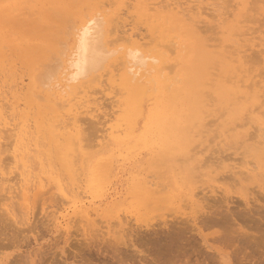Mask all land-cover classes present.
<instances>
[{
    "label": "rangeland",
    "instance_id": "1",
    "mask_svg": "<svg viewBox=\"0 0 264 264\" xmlns=\"http://www.w3.org/2000/svg\"><path fill=\"white\" fill-rule=\"evenodd\" d=\"M34 1L36 3L35 17L29 20L30 24L28 22H27L28 24L27 23H20L19 24V23H14L8 17H6L7 15L3 11L2 1L0 0V4H1L0 5L1 6L0 7V18H1L0 19V26L2 27V28L0 27L1 28L0 29V34H1L0 35V61L2 62V65L0 63V91L1 92L4 91L5 93H7L8 97L10 98V102H12L15 106H17L16 110H11V111H9L7 113L9 118H10V116L12 117V115L15 118V120H12V122H19V126L20 127H22V121L24 123H27V124L30 125V137H29V139H26L25 142L33 144L32 145V152H31L32 155H39L42 158V163L43 164H39V163H37V160L32 159L33 157L32 158L29 157L28 164L30 166H29L28 170L30 172L26 171L25 174L26 175L30 174L32 176V178L35 177L36 179L38 177H41L44 180V182L46 183V187L44 189H42L41 191H38L37 189H31L28 192V199L27 200H25V197L23 195H21L22 198H20V196H19L20 199L19 198L18 199L15 198L14 200L16 201V199H17V202H18L17 204L18 205L14 201L13 202L15 204L9 205V207L11 208V211L13 212V214L10 213V215H7L9 213L6 214V212H8L7 211L8 207L5 205L6 203H8L10 201L9 200H4V201L2 200L1 201V199H0V201H1L0 203L2 204V206L4 205L3 206V210H4V208L6 210L4 212L0 208V218H1L0 220L4 221V222L0 221V230H1L0 231V241H1L0 242V246L3 245V247H5L7 245L5 248H2V249L0 248V254H1L0 255V264H4V263L5 264H39V263H42V264H64V263L65 264H67V263L68 264H92L91 262H93V264H94V262L97 263L99 261L100 262L97 263V264H101V263L105 264V262H107L106 264H109L108 261H105V260L107 259L111 263L116 261V260H114V257L116 259V257H117L116 254L117 253L116 254L113 253V249H111V247H110V249L106 248V250H103V252L105 254H100L102 249L105 247L104 246L102 248V246H103L102 244H105V245L107 244L106 245V247H107L108 243L113 242L115 240L114 238L116 236H117V238L120 239L119 242H121V240L122 241L123 240L128 241V239H129V241L127 243H130V239L135 241L136 239L137 240H139V239L142 240L143 237H144V241H145L146 237H148L149 239L152 240V242H151V240L147 239V240H149L150 244L153 243V241H154V245L153 244H151V245H153L156 248H158L157 244H159L160 241H158L156 238L158 237L159 240H160V237H163L164 236L163 233H165L164 231L161 232L162 229L160 230V228H162L164 226L168 230V228L170 229L172 227V225L174 224V223L171 224V221H168V219L169 220L171 219L170 218L171 216L173 217L172 219L175 220V221L176 220L178 221V219H179V223H177L175 221L174 222L177 223L176 226L178 225L180 230L182 229L181 228L182 225H185V223H188L189 221H192V219L194 220V218H195L196 221L199 220L200 221L199 223H196L195 220L194 221H195L196 225L197 224L200 225V227L198 225H197V227H199L202 230V233H204V235H206V236L208 235L207 236L208 240L211 237H213L214 235L217 236V237L219 236V238L222 239L221 237H225L226 234L228 233L229 236L227 234L228 237L227 236L226 237L230 238V239H228V241L226 239L225 241H227V243L230 241L229 243H230L231 247L229 246V248H226V246H228L229 243L226 245V244H224L226 242L223 243L221 240L218 241L217 239H219V238H217V239L214 238V239H216L215 241L213 239H211L208 242H209V244L213 245L214 247L216 246V247L222 248L223 251L227 252L230 255V264H236L235 262H233L234 260L237 259V258L236 259L234 258V257H236V255H234V254L237 253L238 251L239 252L241 251V252L240 253L238 252L237 257H238V255L239 256H243V257H240L242 259V261H241L242 263L241 262H239V263H241V264H255L257 262V260L260 263L261 259H264L263 258L264 257V255H263L264 254L263 253L264 252V207H263L264 200H262L263 198L259 197L258 195L262 196V194L264 193V182H263L264 181V163H263L264 162V150L255 152V150H251L250 149L249 145L251 144V145L254 146V144L256 143L255 144L256 146H257V144L260 146L261 144H259L260 143L259 140H261V141L264 140V136H261V134L264 133V123H263L264 122V114L263 115L251 114L249 111L251 110L252 107L249 104L247 105L246 102L244 103L243 102L244 100L240 101V102H236V103L233 102V100H230L228 102H224L219 97V95L215 92L214 81L212 80V78L213 79L214 78H219L221 67L218 66V65H214L209 70L211 80H208V81H206L204 83V87L205 88H204L202 94L204 96V99L206 100V106H204L203 119H202L201 122L193 120L192 123H190L192 125H189V121L193 117H190V113L188 111V105L186 104V102H183L178 107L183 109L184 111L187 110L183 114V120H185V118H186V120L189 119L188 120V124L187 123L186 124H187V126H190V127L183 126V127H187V128H184V130H182V132H181V128L176 129L178 127H174L173 129H168L169 125H168V123H165L164 130L166 129L165 131H167V129H168V132H166V133H170L169 134L170 136H167V137L158 136L154 131L150 130V128L147 127L148 115H149L150 111L153 108L157 107L161 100L163 102H164V100H166V104H164V106L169 112L170 104L168 103V97H170V95L173 94V92L175 91V88H177V87L181 88V90H180V93H181L180 97L181 98L183 96H186L191 91V90H188L191 85H187V86L185 85V81H186L185 73L187 72V69L185 70L184 69V64L177 60V57H178L177 47L179 46V44H176V41H177L176 38H174V40H173V37H175L177 35V31L175 29H169L165 33L166 35L170 36V37H168V40H170V41H167L166 44L169 45V44H171V42H173V47L171 45L170 46L173 49V52L175 51L174 53L170 52V54L172 53L171 54V61L165 64V65H167L165 72L167 73V77L170 79V82H172L173 85L172 86H169V84L165 85V91H164V93L162 95V93H160V88H159L158 83H156L154 81V79L151 80V82L146 86L147 94L141 99V104L143 106L142 107L143 108V114H142L143 116L141 115V116L137 117L136 128H135V130L133 131V133L130 136H126V132H124L121 135L122 139L124 138V140H116V139L111 138V139H109V141L108 140L105 141V144H104V146L102 148L97 147V146H94V148H89L88 145L86 146L90 150L87 148L89 153L87 154V157H86V159L84 161L85 164H83V167L81 168V171L83 170L84 173L80 172L81 175L79 173L77 174V176H76L77 180H78V178H81V179L78 180L80 182H78V181H76V182H78L80 185L83 184L82 186L85 185L84 188H87L86 187L87 184L93 183V187H94L93 191L90 192L89 189H86L88 191L85 192V193H88V194H84L83 190L79 189L78 191H81L82 193L77 197V198H79L78 200L80 202H83L84 207H86V208L88 206L94 207V208L89 207V213L91 212L90 215H89L90 225H89V223L87 221H82V220H86L85 218H82L81 215L76 214L74 211H72L73 208H74L73 207L72 198H75L73 193H69V198L70 199H65L64 198L66 201L63 200V197L60 198V196H58V194L59 195H61V194L59 193V191L55 187H52L53 183L48 182L46 177L52 171H54L55 173H60L62 171L61 170V166L57 162V160L55 158V152L52 149V147L50 146V144L48 143V140L44 138L43 134H41L40 132H38L36 130L34 122L35 121H39L40 117L38 115V106L34 105V101H32V99L30 97V91H31L32 88L36 89V92H37V90L40 91V86L39 87L36 86L37 85V83H36L37 79L40 82H42L44 78L47 81L49 79H51L52 77H56L57 78V75L52 70L55 69L56 64L59 62V59H58L59 58V54H61L62 51H66V49L68 47H70V45L73 42V40H72V36H73V32H72L73 30L72 29L73 28L72 27H74L77 24V22L80 20V18L82 16H84L85 14L90 12L92 9H91V7H89L87 5V0H69V2H68V0L67 1L65 0L64 2H61L59 0H48V1L47 0H34ZM50 1H51V3H53V5L50 3ZM105 1H107V3H108V4H106V5H108L107 6V10H110L111 12H117L116 11L117 8H118L117 4H112L113 2L109 3V1H112V0H105ZM181 1L182 2H187V5H185V6H191L193 4L191 7L193 8L194 11H196L197 8H199L201 11H203L204 10L203 7L205 5H207V6H211L212 7V8L210 7L211 8V10H210L209 7L205 6V10H206L207 13L212 15V14H214L216 12L217 17H216V15L215 16L213 15L212 18H211V16H208L209 14H207L205 12L206 14L204 13V15L202 16V20L204 19L203 22H205V23L201 22L200 23V27H201L203 32L206 31V33L202 32L203 39H205L207 37L205 40L208 43L212 44L213 47L217 51H220L222 49H227V50L231 51L230 46L233 45L232 48H234V49H236V48L238 49L239 48L241 51L243 50L244 53L246 52L244 54L245 56H246V54H248V55L250 54L251 55L250 57H253L254 55L256 57V53H257V55H261L260 58L261 59L263 58V59L261 61L262 64L260 63L259 66L257 64L259 63L258 61L260 59L257 60V62H256V58H254V60L256 62L255 63L256 65H254L253 64L254 61L250 62L248 60V58H246L244 56L245 57L244 59L248 60L247 62L244 60L245 63H246L244 65V69L247 70V72H246L247 77L246 78H250V80L253 79V80H256V81H257V79H260V84L259 85L260 86L263 85L261 87V93H263V94H262V97L260 98V104L264 103V100H263V102H261L262 99H264V92H263L264 91V79H263L264 73L263 74L261 73L263 77L262 76L260 77L259 75H256L259 72V70L262 71V72L264 71V53H262V52H264L263 51L264 50V0H261V1H259V0L257 1L256 0V2L258 4L257 3H253V2L251 4L250 0H245V1L244 0H238V2H237V0H232V1H230L228 3V4H230L232 2L231 3L232 6L229 5V8L226 9V10H225V8H227L228 6L226 5L227 3L224 2L225 0L224 1L223 0H215V1L214 0H197V1L196 0H193V1L192 0H181ZM217 1H220V3L219 2L217 3ZM227 2H228V0H227ZM61 3L62 4L64 3V5H62ZM67 3H71V5L67 4ZM126 3H125V6L122 7V9L120 10V15L122 14V17L123 16L124 17L126 16V17L124 19H120L119 23L120 22L124 23V21H125L126 22V28L131 29L129 25L132 24L131 27L134 28V27L137 26L136 30L141 32L142 36H144V34H146L147 36L144 39H141V36L138 37L139 38L138 42L140 44H142V47L145 48L148 51L151 48V44L149 42L152 41V40H150V39H152V34L147 29V24L145 23V21H142V20L138 19L136 16H134L135 14L133 15V12H132L133 9L132 8H130V9H129V7L127 8V6H129V4H130L129 1L126 2ZM210 3H212V4L210 5ZM224 4L227 7H225ZM249 4L251 6L250 7L251 9H248V11H247L248 13H246V9H247V6H249ZM69 5H70V7H69ZM252 5L255 6L256 9L254 7H252ZM52 6H55L56 8L52 7ZM109 6H111V7H109ZM258 6H259V8L257 10ZM223 7H225V8L223 9ZM233 8H235V9L232 10ZM124 9H125L126 15L123 13ZM253 9L257 10V11L255 12ZM51 10H52V12H50ZM212 10H214L213 11L214 13L211 12L212 13L211 14L210 11H212ZM227 10H228V12H230V11L231 12L224 14V12L225 11L227 12ZM36 12H38V13H36ZM220 12H222V13H220ZM130 13L133 15V18L135 20L133 19V20L130 21L129 18L127 19V14L129 15L128 17H130ZM38 14L41 15V16H39ZM230 14L232 16H230ZM227 15H229V17H227ZM50 16H51V18H50ZM36 17L38 19H40L42 17V19L38 20ZM107 17H109V22L106 23V27L107 28H112V27L114 28L115 26H118L119 23L115 24L116 21L113 22L111 20L110 16H109V14H107ZM214 17L217 18V19L214 20L215 19ZM222 18L224 19L225 23L223 22ZM246 18H248L247 19L248 21L245 20L244 21L245 23L244 22H240V20H242V19L244 20ZM249 19L250 20L254 19L253 23H252V21L250 22ZM5 20H7L8 22H5ZM220 20H221V22H219ZM33 21H34L35 24L32 23ZM47 21H49V22H47ZM18 24H19V26H18ZM47 24H50L51 26L50 25L47 26ZM122 25L123 24L120 23V27ZM231 25H234L236 27L235 30H231V28H230ZM6 27L9 28V29H11V28H13V29L9 30V29H6ZM40 29H42V30H40ZM136 30L134 32H136ZM245 30H246V32L248 34L245 33ZM1 31H3L4 33L3 32L1 33ZM13 32H15V33H13ZM139 32H136V33L139 34ZM234 32H235V34H236V32L238 33V34H236L237 36H235V34L234 35L232 34ZM159 34L160 33L157 32L155 36H157ZM239 34H241L240 37H239ZM13 35L16 36V37H14ZM120 35H122V34H120ZM24 36L27 37V38H25ZM1 37H2V39H4L3 42H2ZM17 37H18V39H16ZM210 38H211V40H210ZM240 39H242V40H240ZM250 39H252V40H250ZM6 40H7V42H6ZM12 40H13V42H12ZM120 40L117 41V43H116L117 46H119L121 44L128 45V46L131 45L132 46L134 44L132 41L130 42V40H128V39L127 40L120 39ZM14 41L16 43H14ZM141 41H145V42H141ZM146 42L148 43V45H147ZM237 42L239 44H237ZM240 43H241V45H240ZM256 43H258L259 45H255ZM225 44L226 45H228V44L230 45L231 44V45L230 46H226ZM3 45H5V47L2 48ZM7 45H9V46H7ZM171 48L167 47V49H171ZM182 48L184 50L182 52V54L187 58V60L190 59L189 60V65H193L194 64V62H193L194 51H190V48H192L190 43L186 44L184 42L182 44ZM58 49H59V51H58ZM34 50H36V51H34ZM169 51H171V50H169ZM233 51H235V50H233ZM233 51H231V52H233ZM50 53H51V55H50ZM242 54H243V52H242ZM51 56H52L53 59L51 58ZM17 57H19V58H17ZM15 59H18V61L15 60ZM249 59L251 60V58H249ZM13 60H15V61H13ZM49 62H51V63H49ZM55 62H57V63H55ZM171 63L172 64L174 63L175 65L173 64L174 66L171 67V65H172ZM250 63H252V64H250ZM168 64H169V66L171 68H168ZM2 66H3V68H2ZM251 66L253 67L252 69H254V70L249 68ZM215 68H217L218 70L215 69ZM248 69H250L249 72H248ZM8 71L12 72V74L15 72L16 74L14 73V75L12 76V74L9 73ZM37 72H38V74H37ZM213 72H214V74H213ZM254 74L256 76H254ZM40 75H41V77H40ZM3 76H5L4 79H3ZM251 77H253V78H251ZM34 78H37V79L35 80ZM106 79H111V76L110 75H106ZM22 80H23V82L25 81L26 83L24 82L22 84ZM2 81H6V82L3 83ZM27 82H29V83H27ZM40 82H38V83H40ZM13 83H15V84L18 83L19 86L22 87V88L19 89L18 86H17V88L13 87V85H15ZM9 84H12L10 86H12L13 88L10 87ZM40 85L42 86V84H40ZM91 88H92V90H90L88 92V97L87 98L90 99L91 101H93L94 99L98 98L97 96H99V98L101 99L100 103H103V105H102L103 106V112L104 113H108L107 111L110 109L108 114H110L111 117H112V115H118V113L120 112L119 104H121V103H123V104L125 103L126 104V102L132 101L133 98L136 97L135 95H130V94L124 92V91L120 92L118 86L115 87V88L107 89L106 92H105V95H104V93L103 94L102 93H98L99 89H97V88H99V87L92 86ZM93 88L95 89L94 91H93ZM91 91H93V92L96 91L97 94L93 93V92L90 93ZM206 91H207V93H206ZM116 92H117V94H116ZM5 93H3V94H5ZM206 94L207 95L210 94V96H207ZM78 95H83V93L82 94L79 93ZM206 96H207V98H206ZM110 97H112L113 99H110ZM210 97L212 98V100H210ZM213 97L215 99H213ZM116 99H118L119 102L118 101L115 102ZM190 99L192 101L197 100L198 99L197 93H195L194 97H190ZM20 100L21 101L23 100V102H21ZM110 101H112V104H109ZM113 102H115V103H113ZM104 103H108V105H107L108 107L104 106ZM109 105L111 107H109ZM168 105H169V108H168ZM104 108H106V109H104ZM28 109H30V110H28ZM222 109H223V113L220 112V111H222ZM263 109H264V105H263V108L260 109V111H262ZM112 110H113L114 114H113V112H110ZM219 112L221 114H223L222 115L223 118L219 116ZM247 113H248V117H250L251 119L249 118V119L246 120V118H245L246 115L245 114H247ZM243 116H244L245 119L243 118V120H242L241 118ZM100 117H99V121L100 122L97 119L92 120V121L88 120L89 122L91 121L90 123L88 121H86L85 127L86 126L88 127V128L86 127V130H88L87 132H88L90 137L87 136L88 138L87 137L85 138L86 139L85 144H87L88 143L87 141H89V140H91L90 142H92L95 138H97L98 134L102 133V131L99 132L100 128L102 130L103 127H104V129H106V127H108V124H109L110 121L108 122L106 120V118H108L109 116L106 117V118L103 117V120H100ZM217 117H219V118H217ZM216 118H217V121L215 120L216 122L215 121H213L212 123L209 122V123L212 124L211 127L213 129L212 130L210 128L211 129L210 130L209 129L210 124H207V121L210 120V119L213 120V119H216ZM101 119H102V117H101ZM96 120H97V122H96ZM240 120L243 121L244 124H242L243 122L240 123ZM247 121H249V122H247ZM260 121H262V122H260ZM94 122H96V123H94ZM101 122H103V123H101ZM91 123H93V124H91ZM203 124H205V125H203ZM235 124H237L238 126H236ZM257 124H258V129L259 130L255 134L254 132L257 129L256 128ZM95 125H96V127H93ZM234 126H236V127H234ZM225 127H227V128H225ZM230 127H232L233 129H231ZM90 128H92V130ZM94 128H96V129H94ZM97 128H98V131H97ZM225 129H226V132H225ZM90 130H91V132H90ZM198 130H200V131H198ZM95 131L98 134H96V135L93 134V136H92L93 132L96 133ZM247 131H250V132L248 133ZM183 132H184V134H183ZM260 132H261V134H260ZM153 133H155V134H153ZM185 133H186V135H185ZM238 133H240V134H238ZM251 133L255 134L254 137H256V141H258L259 143H257L254 140L255 139L254 137H253V140H251V139L247 140L249 142H247L245 140L246 138L249 137L248 134H251ZM88 134H86V135H88ZM215 134H218V137L214 139V137L216 136ZM252 134H251V136L254 135V134L253 135ZM258 134H260V135H258ZM4 135H5V133H4ZM84 135H85V133H84ZM240 135H242V136H240ZM91 136L93 138L94 137L95 138L94 139L92 138L93 139L92 140ZM174 136H175V138L173 140ZM251 136L249 138H252ZM244 137H245V139H244ZM183 138L185 139V141L183 140ZM258 138H259V140H258ZM6 139L4 140V143H6V144H4V148H2V150L3 151H4V149L6 150V148L8 146H10L12 149L10 148L9 151L8 150L4 151L1 154V157H0V175H1V173H3L5 175V177H11L10 175L13 176L14 173H17L16 170H18V174H19V172H21L23 169L22 168L16 169L14 161L13 160H12V162L10 161L11 160L10 157L13 154L12 150L14 151V148H15L16 145H15V142H13V144H9L10 141L13 140L12 137H10V139L9 138L7 140ZM87 139H89V140H87ZM170 139H172V140H170ZM211 139H212V141H211ZM242 140L245 142V145H244V142ZM159 141H160V143H162V145L159 143ZM240 141H242L243 143H241ZM251 141L254 144L250 143ZM139 142H140L141 146H140V144H138ZM262 142H264V141H262ZM11 143H12V141H11ZM127 143H129V144H127ZM7 144H8V146L6 147ZM35 144L37 145V148H36ZM172 144L175 146V148H174V146L171 147ZM232 144H234V145H232ZM240 144H242V145L240 146V148H238V146ZM246 144L248 145V147L246 146ZM106 145H108V146H106ZM155 145H158V147L155 146ZM207 145H208V147H207ZM228 145L230 147L232 146V148H229ZM243 145H244V147H243ZM142 146H143V148H142ZM180 146H181V148H180ZM107 147H108V149H107ZM111 147L113 148V150H112ZM144 147H145V149H144ZM244 148H246L247 150H244ZM87 149H86V151H87ZM200 149L201 150L204 149V150L201 151ZM220 149H221V151L218 152ZM108 150H112V151L109 152ZM120 150H123V151H120ZM129 150H130V152H128ZM135 150H136V152H135ZM243 150L244 151H248V153H247L249 155L248 157H247L246 154L244 155ZM197 151L199 153H197ZM222 151H223V154H221ZM235 151H237L236 154H235ZM6 152H8L9 154L7 155ZM123 152H124V154H123ZM241 152H243V155L245 157L242 156V154L240 155ZM10 153H11V155H10ZM4 154H6V157L4 156ZM125 154L127 156H125ZM212 154H213L214 159L217 156L216 157L217 160L220 159L221 157H224V158L227 157L226 155H228L229 157L227 158L228 160L226 158H225L226 160L224 158H221L222 160L224 159L223 162H222L223 164L219 163L221 159L219 160V162L216 161V159H215V162H214L215 165H214L213 162L211 161V159L213 160V158H211ZM95 156H97V157H95ZM153 156H154V158H153ZM207 156H209V157H207ZM241 156H242V158H240ZM2 157H4V159H6V161H7V158H10V160L8 159L9 161H7V162L4 161L5 162L4 163L1 160V159H3ZM246 157L249 160H251L250 158H252V160L255 162V163H253V162L250 163L249 167L251 168V166L253 167V165L255 164L254 167H253V168H255V170L253 171V174L254 173H256V174L254 175L253 178H249V179L245 180L244 181L245 184L243 183L244 186H241L240 184H238L235 181L237 180L238 177H240L241 170L245 169L244 166L242 165V163L244 162V158H245V161H247ZM100 158L102 159L101 160L102 162L99 165H96V162L98 160H100ZM151 158H153V159H151ZM203 158H205V159L207 158V160L209 158L210 159L209 161H211L212 163L211 162H207V160H205L206 161L205 162ZM233 158L236 159V160L235 161L232 160ZM238 158H240V159L237 160ZM198 160H199V162H198ZM239 161H240V164H239ZM34 162L36 164H34V166H33ZM87 163H88V165H87ZM202 163H204V165H202ZM3 164H8V168H7V166L4 167ZM216 164L217 165L220 164L222 167L221 166L217 167ZM4 168L7 169V173H6V169H4ZM51 168H52V170H51ZM259 168H260V170H259ZM33 169H34V171H33ZM213 169H214V171H213ZM12 170H15V171L13 172ZM237 170H238V172H237ZM88 172H89V174H88ZM92 172H93V174H91ZM217 172H218V174H216ZM229 172H231V176H229V178L231 177L230 179L232 180V182L227 177L230 174ZM153 173H154V176L159 175V176L155 177L157 179L156 181H155L154 177L153 178L150 177L151 175H153ZM223 174L226 175L225 179L224 180L223 179H219L218 178L219 176L221 178L222 177L224 178ZM14 175L17 176V174H14ZM186 175H188L187 178H186ZM195 175H197V176H195ZM232 175H235V176H233L235 179L232 178ZM16 176H14V177H16ZM201 176H202V178H201ZM260 176H261V179L263 178L262 180L260 179ZM17 177H16V181L18 180ZM87 177L89 179V182L86 181ZM139 177H140V179H139ZM135 178H138V180L135 179ZM146 178H148V180L150 181L149 184H153L154 183L155 184L154 187H156L158 190L160 189V195H159L158 198H156V199L151 198V199H148V200L145 199V198L143 199L142 198L143 196H141V194L139 192H137V190L135 188L137 186L136 183L137 184L138 183H142V181L143 182H147L148 180H146ZM171 178L175 182L173 180H171ZM185 178L187 180H190V181H187ZM206 178H207V180H206ZM92 179H94V181H91ZM217 179H218V181H217ZM258 179H259V181H258ZM62 180L65 183V185H67L69 188H71L72 186L76 187V185H77V183H75V185L72 184L73 182L68 176H63ZM151 180H152V183H151ZM158 180H159V182H158ZM162 180H163V183L165 185L162 183ZM212 180H213V182H212ZM14 181L15 180H12L10 183L4 184V186L2 188L0 186V189H1L0 193H2V195L6 193L5 197H7V195L9 196L7 191L3 190V189H4V187H7V185H9V184H14L15 183ZM81 181H83L84 183H81ZM165 181H167V182H165ZM215 181L217 183H215ZM160 182H161V185H163V187L162 186H160V187L163 188V189H161L159 187V184H157V183H160ZM229 182H230V185H229ZM48 183L51 184L50 188H52V189H50V191H48L49 189L46 190ZM174 183H175V185H174ZM226 184L229 185V187H228L229 189L227 187H225V186H228ZM231 184L234 185V188L237 190V192H239V195H242L243 197L248 199L250 207H251V203L250 202H253V205L251 207L252 209H250V207H248L249 206L248 205V206H245L248 209L247 210L245 207L243 208V206H244L243 204L244 203L241 202V206H239L237 204V202L234 201V200H236V196H238L237 198H239V195L237 193H235L236 191L233 188V185H231ZM254 184H256V185H254ZM258 184H260V185H258ZM134 185H136V186H134ZM170 185L172 186L173 189L171 188ZM205 185H207L209 188H210L211 185L213 187L211 186V189L208 190L207 189L208 187L205 186ZM168 186H169V188H168ZM178 186H179V188H178ZM249 186H251L250 187L251 189L249 188ZM259 186L260 187L262 186V187L260 188ZM187 187H188V189H187ZM252 187H254V189ZM165 188H167V189L165 190ZM200 188L202 190L201 192H203L205 194L209 193L211 196L207 194L208 195V196H206L207 198L203 197V193L201 195V192L198 190ZM202 188H205V189L203 190ZM215 188H218V192H217V189L215 190ZM129 189H130V191L133 189L132 191L134 193L131 192V194H130V192H128ZM168 189L169 190L171 189L170 191H173L174 195H172L173 193L170 192ZM178 189H179V191H178ZM232 189H234V193H233ZM255 189H256V192L253 191ZM205 190H207V192ZM228 190H229V192H228ZM42 191H44L46 194L42 193V195L39 198V193H41ZM55 191L57 193H53ZM185 191H186L187 194L185 193ZM221 191L222 192L224 191L223 192L224 196H222L223 194H221L222 193ZM176 192H177V194H175ZM219 192H221V193H219ZM227 192H228V194H227ZM258 192H259V194H258ZM52 193H53L54 196L52 195ZM195 193H199V195L196 196ZM248 193H249V195H248ZM255 193L258 194V195L256 196ZM194 194H195V196H194ZM214 194L215 195L219 194V196L221 194V196H222V197L220 196L221 199L218 198V196H215ZM235 194H236V196H234ZM117 195H118V197H117ZM176 195H177V197H176ZM183 195H184V198H183ZM185 195H186V197H185ZM200 195L202 196L201 197L202 201L204 199L203 203H201L202 201L200 200L201 199ZM228 195H230L229 196L230 198L228 197ZM1 196H0V198H1ZM187 196H189L190 199L187 198ZM209 196L212 197V198H210ZM263 196H264V194H263ZM2 197L4 198V195ZM113 197H115L114 200H113ZM191 197H193L192 200H191ZM214 197H217V198L215 199ZM223 197H225V199ZM249 197H250V199H249ZM255 197H258L261 201L257 202V203L252 201L251 199L253 198V200H254ZM129 198H131V199L134 198V199H132V200L130 199L131 201H129V200H127ZM138 198H140V199H138ZM136 199L141 200L142 202L139 203V201H137ZM182 199L187 200V201H185L186 203L189 201L187 203L188 206H186L184 200H182ZM240 199L242 200V198H240ZM240 199H239V201H240ZM57 200H59V201H57ZM175 200L177 202H175ZM194 200L196 201V203H195ZM212 200H213V202H211ZM218 200H221L222 203H224L226 205V207L228 206L226 208L227 210L224 209V211L227 213V215L230 213V216L228 215L229 219L227 218L228 219L227 221H226V219H224L225 217H227V215L224 213V211H222L223 210L222 207H225L224 204H223L224 206H222V207L220 206L221 208L219 207V209L222 211V214H221V211L219 212L220 216H219V213L216 212L217 210L214 209L215 207H212V209H211L212 203L216 204V203L221 202V201L218 202ZM223 200H224V202H223ZM124 201H126V202H124ZM214 201L216 203H214ZM36 202H37V204H36ZM114 203H116L117 205L114 204ZM142 203H144V204H142ZM200 203L202 205H204V203L205 204L207 203V204L204 207V206L200 205ZM254 203H256V206H255ZM208 204H209V206H208ZM20 205H21V208H20L21 210L19 209ZM131 205H132V207H131ZM140 205H141V208H140ZM189 205L191 207H189ZM219 205H222V204L219 203ZM219 205L216 204L214 206H216V208L218 209ZM237 205H238L239 209L236 207ZM261 206H262V208H260ZM142 207H143V209H142ZM184 207L188 208V209H185ZM207 207H209L211 210L209 208H207ZM254 207H258L259 209L256 210V208H254ZM17 208L19 209V211H17L18 210ZM179 208H180V210H179ZM183 208L185 209V211H182V210H184ZM192 208H194V209H192ZM25 209L27 211H25ZM116 209L118 211H116ZM137 209H138V211H137ZM201 209L204 210V211H202ZM219 209H218V211H219ZM229 209H230V211H229ZM66 210H67V212H66ZM97 210H98V212H97ZM155 210H157V211H155ZM36 211H37V213H36ZM139 211H141V213H139ZM179 211L180 212L182 211V212L180 213ZM193 211L195 212L194 213L195 215L193 214ZM207 211H208L209 214L207 213ZM211 211L212 212L214 211L216 213H214V212L212 213ZM227 211H229V213ZM237 211H240V213L237 212ZM24 212L25 213L27 212V213L25 215H22V214H24ZM61 212H63V213H61ZM189 212H190V214H188ZM205 212H206V214L209 215L210 218L209 217L208 218L210 220L205 216L206 215ZM18 213L20 214V216H19ZM34 213H35V215H33ZM170 213L171 214L175 213V215H179V213H180L179 218H178V216L174 217L175 215H168V217H166L167 214H170ZM185 213L187 215H189L188 218H186V220L188 222L184 220L185 218L184 219H180V218H183V216H185V217L187 216ZM201 213L204 214V215H202ZM210 213L212 215L215 214L214 216L215 217L217 216L218 218L216 219ZM223 213H224V215H226L223 218L225 221L222 223L223 225L218 226L219 222L217 220H221V215H223ZM1 214L3 216H1ZM138 214H140V215H138ZM199 214L201 216H203L202 217L203 219H204V217H206L207 219L202 220ZM96 215H97V219L95 220ZM118 215H119V217H118ZM159 215H162L161 216L162 218ZM6 216H8V217H6ZM64 216H65V218H64ZM124 216H125V218H124ZM193 216H195V217H193ZM197 216L200 217V218H196ZM76 217L81 218V223H80V219L77 220L78 218H76ZM190 217H191V220H190ZM230 217H231V219H230ZM2 218L3 219L5 218V219L3 220ZM20 218L23 219V220L25 219L26 221H22V220H20ZM9 219L11 220V222H10ZM56 219H59V220H56ZM107 219H109V220H107ZM110 219H112V221H113L112 223H115V221H116V223H119L118 224L119 227L116 226L117 224H115V225L113 224L112 225ZM163 219H165L166 221L163 220ZM200 219L204 222V224H201V220ZM211 219H214L215 222L212 221ZM223 219H222V221H223ZM12 220H14V221L16 220L15 224H14V221H12ZM122 220H123V223L121 222ZM181 220H184L185 222L181 221ZM206 220L212 221V223H215V225L211 224L209 222H205ZM52 221H54V222L52 223ZM76 221L79 222V223L77 224ZM95 221H97V223ZM128 221L130 222V226H131V224H133L135 226H131V228H129L130 226H129V223H127ZM159 221H162V222L165 221L166 223L163 222V223L160 224V223H158ZM228 221H230V223H228ZM25 222H27V224H25ZM182 222H184V223H182ZM217 222H218V225H217ZM225 222H227V224H225ZM99 223H103V224L100 225ZM164 223H165V225H164ZM169 223L171 225H168ZM206 223L211 224L213 228L208 229L206 227L207 229H205V226H208V225H206ZM120 224L123 225V226H121ZM154 224H156V225H154ZM157 224H158L159 227L157 226ZM188 224H186L183 227L184 228H186V227L190 228V225L188 226ZM192 224L193 223L191 222V227L193 226ZM78 225L80 226V228H79ZM138 225L139 226L141 225V226L139 227ZM203 225H205V226H203ZM100 226H103V227H100ZM115 226L117 228H115ZM176 226H175V228H176ZM1 227H2V229H1ZM97 227L100 229V230L98 229L99 231L97 229L95 230V228H97ZM111 227H113V228H111ZM135 227H137L136 231H135ZM152 227L154 229H157V228L159 229V231L155 230L156 234L158 236H156V234H153L155 232H153L154 229H152ZM125 228L127 229V231L126 230L124 231ZM138 228H140V229L142 228L141 229L142 232L144 231L146 234L142 233V232L140 233L141 230L138 231L137 230ZM146 228H147V230H146ZM175 228L172 231H175V230L179 231V229H177L178 227L176 229ZM66 229H67V232H66ZM81 229H82L83 232H81ZM110 229L111 230L115 229L117 232L115 230L111 232ZM151 229H152V231H151ZM163 229L165 230V228H163ZM3 230H5V231H3ZM132 230H133V232L135 231L134 232L135 234L137 233L135 235L136 237L138 235L137 238L134 237V233L131 232ZM145 230L147 232H149V233H147ZM94 231H96V235H97L98 232H101V235L97 236L98 240H94V238L97 239V237H95ZM150 231L152 232L151 234H153L155 236L150 235ZM170 231H171V229H170ZM170 231L168 230L167 232H170ZM172 231H171V233H173ZM241 231H242V233H241ZM102 232H103V234L105 232H107V235H105V234H104L105 236L102 235ZM125 232H126V234H124ZM167 232L165 233V235L167 234ZM118 233L120 235H118ZM160 233H162V234H160ZM243 233H244V235H242ZM245 233H246V235L248 234V236H250L249 237L250 239L247 238L248 236H245ZM108 234H109V236H111L110 234H112L111 237L114 240L111 239V238L110 239L113 240V241H110L109 238L106 239V236H108ZM140 234H144V235L139 238V236H141ZM193 234H194V236H192ZM222 234L224 236H221ZM249 234H251V235H249ZM160 235H163V236H160ZM185 235H187V237H189L188 235H190L192 238H195L194 240L200 239V241L199 240L197 241L196 245L199 242L201 244L199 243L198 244L199 246L195 245V248H193L192 246H194V243H193L194 240L193 241L191 240L190 243H192V245H190V243L188 242L189 239L187 237H185ZM195 235H196V237H195ZM6 236L9 239H7ZM129 236H130V238H129ZM121 237H122V239H121ZM153 237L155 238V240H154ZM4 238L6 240H4ZM10 238L12 239V241L14 240V242H12L10 240ZM15 238L17 240H15ZM86 238H88V239H86ZM99 238L102 239V240H101V242H99L100 245L98 246V243H96L95 241H99L100 240ZM117 238H116V240H117ZM133 238H135V239H133ZM183 238H187V239H183L184 243L182 242V244H181L182 246H186L187 247V245H189V247L191 246L192 249H194L193 251L198 249L196 251L197 253L196 252H194V253H196L197 255L201 254L199 256H196V254L195 255H193V254L190 255V253H193V251L192 252L191 251L188 252L189 248L187 249V248L183 247L184 250L187 249V254L189 253L188 255H190V258L192 256H193V258H195V257L199 258V259L197 258V261H194L196 264H200V262H203L204 264H214V262H215L214 257H213V260H209L206 257V255H205V253L209 252L208 254L212 253L215 256L214 251L211 250V249L205 248V246L201 242L200 236L196 233V231H193V232L192 231L191 232L188 231L186 234H184ZM192 238H190V239H192ZM225 238H223L222 240H224ZM89 239L90 240L92 239L93 241L92 240L91 241L93 243H95V244H93V243L90 244ZM104 239H105L106 242L107 241L108 242L104 243L105 242V241L103 242ZM244 239L247 240V241H245ZM8 240L11 243H13V245H12L13 248H10L12 246H11V244H10V242ZM140 240L139 241H135L137 243L134 242L135 246H136L135 248L131 247V249H129L130 247H127V246L123 247L124 245L123 246L120 245L119 249H121L122 252H124L123 250H127L125 252L128 254V256L131 253L132 254L136 253L137 254L136 258H135V256L133 257L134 259H136V261L137 260L139 261V259H141V256H143V255H141L142 253L144 254V256L147 255L148 258H150V259L151 258H156L157 256L159 257V255L162 253L160 250H158V252H157V249L155 247H152L150 245H149L150 246L149 247L148 246L149 242L147 240L145 241V242H147V244L142 243L144 241L140 242ZM252 240H253V243H252ZM87 241H88V243L90 245H92V244L95 245V248H96V245H97L98 248L95 249L94 247H92L93 245L89 246ZM256 241H258L259 244ZM8 242H9V244H8ZM15 242H17V243H15ZM155 242L157 244H155ZM194 242H196V241H194ZM219 242L221 243V245H220ZM248 242H250V243L248 244ZM79 243H80V245H79ZM86 243H87L88 246L86 245ZM251 243L254 244V245H252ZM20 244H21V246H20ZM137 244L138 245L141 244V246H143V247H140ZM222 244H224L226 246L223 247L224 245L222 246ZM81 245H83V246H81ZM85 245L88 248L84 249L86 247ZM146 245H147V247H146ZM238 246H239V248H237ZM90 247H92V248H90ZM203 247L205 248V251H207V252L204 251ZM81 248L83 250H85V251L81 250ZM126 248H128V249H126ZM150 248H153L154 251L153 250L151 251ZM200 248L201 249L203 248V249L199 250ZM231 248L234 249V251H237V249H238V251L234 253V251H232ZM77 249L80 252L82 251L83 253L81 252L82 253L81 254ZM98 249H99V251H98ZM107 249H108V253L109 254L107 253ZM192 249H189V250H192ZM109 250H112L111 257H108L110 255ZM129 250L130 251L132 250V251L130 252ZM155 250H156L157 254L159 253L158 255H156V253L153 254L155 252ZM230 252H231V254H230ZM7 253H8L9 256L7 255ZM106 253L108 255H106ZM112 253L114 254V257L112 256L113 255ZM72 254L74 255L73 257H72ZM75 254H77V255L75 256ZM80 254L83 256V258H84V256L86 257L85 263H84L85 258L82 259ZM104 255L107 257L106 259L104 258L105 257ZM121 255H122V253H121ZM125 255L126 254H124L122 256L125 257ZM131 255L129 257L126 255L127 256L126 258L129 259L130 257L133 256V255L132 256ZM150 255H152V256H150ZM204 255H205V257H203ZM213 255L210 254L209 256L211 257ZM5 256L6 257L8 256V257L6 258ZM232 256H233V258H232ZM23 257H26V258H23ZM112 257H113V259H111ZM91 258H93V259L90 262ZM102 258L105 259V260H102ZM200 258L203 259V261ZM240 258H238L239 261L241 260ZM254 258H255V260H254ZM32 259H34L33 263H32ZM98 259H99V261H96ZM100 259L103 262H101ZM131 259L132 258L129 259L131 263L135 261L134 259H133L134 261H132ZM189 259H188V262L193 263L192 258H191V261H189ZM36 260H37V262L38 261H40V262L37 263ZM76 260H78V261H76ZM93 260H95V261H93ZM112 260H114V261H112ZM194 260H196V258ZM199 260H201V261H199ZM204 260H205V262H204ZM238 260H236V262ZM252 260H254L253 262H255V263H253ZM30 261H31V263H30ZM87 261H88V263H87ZM198 261H199V263H198ZM207 261H208V263H207ZM135 262H134V264H136V263L139 264L138 262H136V263ZM216 262H217V259H216ZM116 263H117V261H116ZM261 263H262V261H261ZM216 264H221V263L217 262Z\"/></svg>",
    "mask_w": 264,
    "mask_h": 264
},
{
    "label": "bare ground",
    "instance_id": "2",
    "mask_svg": "<svg viewBox=\"0 0 264 264\" xmlns=\"http://www.w3.org/2000/svg\"><path fill=\"white\" fill-rule=\"evenodd\" d=\"M2 1V8H3V11L5 12V14L7 15L6 17H8L11 21H13L14 23H29L30 24V22H29V20L30 19H32V18H34L35 17V7H36V3H35V1L34 0H1ZM48 1V0H47ZM59 1H61V2H64L65 0H59ZM67 1V0H66ZM129 1V6H127V8L129 7V9L130 8H132L133 10H132V12H133V15L134 16H136L138 19H140V20H142V21H145V23L147 24V29L151 32V34H152V39H150V40H152V41H150L149 43L151 44V48L147 51L145 48H143L142 47V44H140L139 42H138V37H140L141 36V39H144L147 35L146 34H144V36H142V33L141 32H139V31H137L136 29V27H134V28H132L131 27V25L132 24H130L129 26H130V28L131 29H129V28H126V22L124 21V23L123 22H120V23H122L123 25L120 27V23H119V20L120 19H124L125 17L123 16L122 17V14L120 15V10L122 9V7H124L125 6V3L126 2H128ZM193 1V0H192ZM197 1V0H196ZM215 1V0H214ZM224 1V0H223ZM230 1H232V0H228V2H227V0H225L224 2H226L227 4V6L225 5V7H227V8H225V7H223V9L225 8V10L226 9H228L229 8V5H231L232 6V2L230 3V4H228ZM245 1V0H244ZM258 1V0H257ZM259 1H261V0H259ZM68 2H69V0H68ZM111 2H113L112 4H117L118 5V8H117V12H111L110 10H107V6L108 5H106V4H108L107 3V1H105V0H87V5L89 6V7H91V11L90 12H88L87 14H85L84 16H82L81 18H80V20L77 22V24L74 26V27H72L73 29V36H72V40H73V42H72V44L70 45V47H68L67 49H66V51H62L61 52V54H59V62L57 63V62H55V63H57L56 64V66H55V69L54 70H52V71H54L55 72V74L57 75V79L59 80V82H60V87H51V86H49V84H50V79L47 81V80H45V78L43 79V81L42 82H40L37 78H34L35 80H36V83H37V85L36 86H40V91L39 90H37V92H36V89H34V88H32L31 89V91H30V97H31V99H32V101H34V105H37L38 106V115H39V117H40V120L39 121H35L34 123H35V127H36V130L38 131V132H40L41 134H43V136H44V138L45 139H47L48 140V143L50 144V146L52 147V149L54 150V152H55V158H56V160H57V162L59 163V165L61 166V172L60 173H55L54 171H52L51 173H49L48 175H47V177H46V179L48 180V182H50V183H53V186L52 187H55L58 191H59V193L61 194V195H59L58 194V196H60V198H62L63 197V200H65V199H70L69 198V193H73L74 194V197L75 198H72V201H73V210L72 211H74L76 214H79V215H81V217L82 218H85L86 220H82V221H87L88 223H89V225H90V219H89V215H90V213H89V207H91V206H88L87 208L86 207H84V204H83V202H80L78 199L79 198H77L82 192L81 191H78L79 189H81V190H83V192H84V194H88V193H85V192H87L88 190H86V189H89L90 190V192L91 191H93V183H91V184H87L86 185V187L87 188H84L85 187V185L84 186H82V185H80L78 182H80V181H78V180H80L81 178H78V180H77V178H76V176H77V174L79 173L80 175H81V173L83 172V170L81 171V168L83 167V164H85V159H86V157H87V154L89 153V151H88V149L89 148H94V146H97V147H100V148H102L103 146H104V144H105V141L106 140H108L109 141V139H111V138H113V139H116V140H124V138L122 139V137H121V135H122V133H124V132H126V136H130L132 133H133V131L135 130V128H136V124H137V117H139V116H141L142 114H143V106H142V104H141V99L147 94V88H146V86L151 82V80H153L154 79V81L156 82V83H158V85H159V88H160V93H162V95H163V93H164V91H165V85H167V84H169V86H172L173 85V83L172 82H170V79L167 77V73L165 72V70H166V67H167V65H165L166 63H168V62H170L171 61V54L172 53H174L173 52V49L171 48V46L173 47V42H171V44H166V42L167 41H170V40H168V37H170V36H168V35H166L165 33H166V31H168L169 29H175L176 31H177V35L175 36V37H173V40H174V38H176V44H179V46L177 47V52H178V57H177V60L179 61V62H181V63H183L184 64V69L186 70L187 69V72L185 73V78H186V81H185V85L187 86V85H191L190 87H189V89L188 90H191L190 91V93H188L186 96H183L182 98L180 97L181 96V93H180V90H181V88H179V87H177V88H175V91L173 92V94L172 95H170V97H168V103L170 104V108H169V105H168V108H169V112H168V110L165 108V106H164V104H166V100H164V102L161 100L160 102H159V104H158V106L157 107H155V108H153L151 111H150V113H149V115H148V122H147V127L148 128H150V130H152V131H154L158 136H165V137H167V136H170L169 134L170 133H166V132H168V129H173L174 127H178V128H176V129H179V128H181V132H182V130H184V128H187V127H190V126H187V124H188V120H186V118H185V120H183V114H184V112H186V111H184L183 109H181V108H179L178 106L181 104V103H183V102H186V104L188 105V111H189V113H190V117H193L192 119H190V121H189V125H192V124H190V123H192V121L193 120H195V121H198V122H201L202 121V119H203V113H204V106H206V100L204 99V96H203V94H202V92H203V90H204V83L206 82V81H208V80H211V77H210V72H209V70H210V68L212 67V66H214V65H218V66H220L221 67V69H220V74H219V78H212V80L214 81V86H215V92L219 95V97L224 101V102H228V101H230V100H233V102H240V101H243L244 103L246 102L247 103V105L249 104V105H251V110L249 111L251 114H258V115H263L264 113V109L262 110V111H260V109H262L263 108V105H264V103H261L260 104V98L262 97V94L263 93H261V87L263 86V85H259L260 84V79H257V81L256 80H253V79H251L250 80V78H246L247 77V74H246V72H247V70L246 69H244V65L246 64L245 63V61L247 62L248 60L250 61V62H253L254 61V65H256L255 63L257 62V60H259L258 62V66L260 65V63H261V61H262V59L260 58V56L261 55H257V53H256V57H255V55L253 56V57H250L251 55L249 54H246V56L244 55L245 53H244V51L242 50H240L239 48L237 49H234V48H232V46L233 45H226V46H230V48H231V51H233V50H235V51H233V52H231V51H229V50H227V49H222V50H220V51H217L214 47H213V45L212 44H210V43H208L205 39L207 38H205V39H203V37H202V29H201V27H200V23L202 22V23H205V22H203V20H202V16L204 15V13L206 12V10H205V6L206 7H209V9L211 10V6H207V5H205L203 8H204V10L203 11H201L199 8H197V10L196 11H194L193 10V8L191 7V6H185V5H187V2H182L181 0H112V1H109V3H111ZM201 2V1H200ZM220 3V1H217V3ZM236 2V1H235ZM234 2V3H235ZM237 2H238V0H237ZM250 2H251V4H252V2L253 3H257L256 2V0H250ZM263 2V1H262ZM50 3H51V1H50ZM49 3V4H50ZM215 3V2H214ZM244 3V2H243ZM242 3V4H243ZM52 5H53V3H51ZM50 4V5H51ZM62 4V3H61ZM67 4H70L71 5V3H67ZM111 4V5H112ZM127 4V3H126ZM212 3H210V5H211ZM241 4V5H242ZM258 4V3H257ZM1 5V4H0ZM62 5H64V3L62 4ZM61 5V6H62ZM70 5H69V7H70ZM235 5V4H234ZM49 6V5H48ZM196 6V5H195ZM1 7V6H0ZM52 7H55V6H52ZM65 7V6H64ZM84 7V6H83ZM109 7H111V6H109ZM211 7V8H210ZM251 6H250V4H249V6H247V9H246V13H248L247 11H248V9H251L250 8ZM252 7H254L255 9H256V7L255 6H253L252 5ZM56 8V7H55ZM63 8V7H62ZM126 8V9H127ZM216 8V7H215ZM236 8V7H235ZM235 8H233L232 10H234ZM258 8H259V6L257 7V10H258ZM50 9V8H49ZM208 9V8H207ZM241 9V8H240ZM53 10V9H52ZM52 10L50 11V12H52ZM57 10V9H56ZM216 10V9H215ZM254 10V9H253ZM257 10H254L255 12L257 11ZM128 11V10H127ZM126 11V12H127ZM214 10H212V11H210V13L211 12H213ZM230 11V10H229ZM250 11V10H249ZM45 12V11H44ZM110 12V13H109ZM129 12V11H128ZM231 12V11H230ZM230 12H228V10H227V12L225 11L224 12V14H226V13H230ZM36 13H38V12H36ZM123 13L126 15V13H125V9L123 10ZM207 13V12H206ZM205 13V14H206ZM214 13V12H213ZM220 13H222V12H220ZM40 14V13H39ZM38 14V15H39ZM50 14V13H49ZM107 14H109V16H110V18H111V20L114 22V21H116L115 22V24L116 23H119L118 24V26H115L114 28L112 27V28H107L106 27V23H108L109 22V17H107ZM123 14V15H124ZM207 14H209V13H207ZM212 14V13H211ZM219 14V13H218ZM133 15L130 13V17H128L129 15L127 14V19L129 18L130 19V21L131 20H133L134 18H133ZM215 16L216 15V12L214 13V14H212V15H208V16H211V18H212V16ZM39 16H41V15H39ZM46 16V15H45ZM52 16V15H51ZM51 16H50V18H51ZM230 16H232L231 14H230ZM5 17V18H6ZM93 17H96L97 19H99L100 21H101V26L96 30V32H95V34H90V35H84L83 33H81L80 32V27H81V25L86 21V20H88V19H90V18H93ZM216 17H217V15H216ZM224 17V16H223ZM227 17H229V15H227ZM4 18V19H5ZM37 18V17H36ZM215 18V17H214ZM225 18V17H224ZM244 18V17H243ZM249 18V17H248ZM248 18H246V19H242V20H240V22H244L245 20H247ZM1 19V18H0ZM38 19V18H37ZM40 19H42V17L40 18ZM40 19H38V20H40ZM217 18H215L214 20H216ZM135 20V19H134ZM222 20H223V22L225 23V21H224V19L222 18ZM226 20V19H225ZM253 20L254 19H252V20H250L249 19V21L251 22L252 21V23H253ZM4 21V20H3ZM111 21V22H112ZM248 21V20H247ZM5 22H8L7 20H5ZM47 22H49V21H47ZM207 22V21H206ZM219 22H221V20L219 21ZM239 22V21H238ZM27 23V24H28ZM33 24H35L34 23V21L32 22ZM31 23V24H32ZM38 23V22H37ZM45 23V22H44ZM43 23V24H44ZM140 23V22H139ZM245 23V22H244ZM3 24V23H2ZM19 24H18V26H19ZM128 24V23H127ZM23 25V24H22ZM48 25H50V24H47V26ZM51 26V25H50ZM69 26V25H68ZM1 27V26H0ZM9 27V26H8ZM13 27V26H12ZM23 27V26H22ZM29 27V26H28ZM40 27V26H39ZM2 28V27H1ZM0 28V29H1ZM16 28V27H15ZM19 28V27H18ZM126 28V29H125ZM208 28V27H207ZM211 28V27H210ZM231 30H235V26L234 25H231ZM5 29V28H4ZM6 29H9V28H7L6 27ZM13 28H11V29H9V30H12ZM23 29V28H22ZM27 29V28H26ZM129 29V30H128ZM139 29V28H138ZM206 29V28H205ZM17 30V29H16ZM15 30V31H16ZM19 30V29H18ZM40 30H42V29H40ZM131 30V31H130ZM136 30V32H139V34L138 33H136V32H134ZM5 31V30H4ZM21 31V30H20ZM3 31H1V33H2ZM10 32V31H9ZM145 32V31H144ZM157 32H159L160 34L159 35H157V36H155L156 35V33ZM4 33V32H3ZM13 33H15V32H13ZM18 33V32H17ZM203 33H206V31L205 32H203ZM245 33H247L246 32V30H245ZM7 34V33H6ZM120 34H122V35H120ZM233 35L235 34V32L234 33H232ZM236 34H238L237 32H236ZM235 34V36H237ZM248 34V33H247ZM1 35V34H0ZM12 35V34H11ZM3 36V35H2ZM14 36V35H13ZM241 36V34H239V37ZM14 37H16V36H14ZM25 37V36H24ZM25 38H27V37H25ZM30 38V37H29ZM1 39H2V37H1ZM16 39H18V37L16 38ZM120 39H124V40H130V42L132 41L134 44L132 45V47H139V48H141L142 50H144L146 53H148V54H151V55H154V56H156L157 58H158V60H159V63L157 64V65H152V66H150V68H151V70L149 71V72H147V73H145V74H142L140 77H133V76H131L128 72H127V68H126V64H127V61H126V59L124 58V56H119V57H116V58H114V59H112V60H110V61H108V62H104L103 61V59H102V50H103V47H104V44L106 43L107 44V46L108 47H115V46H117L116 45V43H117V41H119ZM3 40L4 39H2V42H3ZM31 40V39H30ZM172 40V39H171ZM208 40V39H207ZM210 40H211V38H210ZM229 40V39H228ZM240 40H242V39H240ZM250 40H252V39H250ZM19 41V40H18ZM27 41V40H26ZM121 41V40H120ZM5 42V41H4ZM6 42H7V40H6ZM12 42H13V40H12ZM20 42V41H19ZM24 42V41H23ZM141 42H145V41H141ZM190 43V45H191V47L192 48H190V51H194V56H193V62H194V64L193 65H189V60L190 59H188L187 60V58L182 54V52L184 51L183 50V48H182V44L183 43ZM14 43H16L15 41H14ZM147 43V42H146ZM237 44H239L238 42H237ZM2 45V44H1ZM145 45V44H144ZM147 45H148V43H147ZM171 45V46H170ZM219 45V44H218ZM217 45V46H218ZM240 45H241V43H240ZM255 45H259L258 43H256ZM7 46H9V45H7ZM6 46V47H7ZM11 46V45H10ZM131 46V45H130ZM170 46V47H169ZM3 47H5V45H3L2 46V48ZM167 47L168 48H171V49H167ZM18 48V47H17ZM248 48V47H247ZM249 49V48H248ZM15 50V49H14ZM37 50V49H36ZM36 50H34V51H36ZM169 50H171V51H169ZM245 50V49H244ZM58 51H59V49H58ZM262 51V50H261ZM264 51V50H263ZM170 52H172L171 54H170ZM242 52H243V54H242ZM3 53V52H2ZM262 53H264V52H262ZM252 54V53H251ZM9 55V54H8ZM50 55H51V53H50ZM248 55V56H247ZM246 58H248V60H246V59H244L245 57ZM259 58H258V57ZM48 57V56H47ZM17 58H19V57H17ZM51 58H52V56H51ZM249 58H251V60L249 59ZM253 58V59H252ZM254 58H256V62H255V60H254ZM258 58V59H257ZM53 59V58H52ZM15 60H17L18 61V59H15ZM15 60H13V61H15ZM49 60V59H48ZM245 60V61H244ZM46 62V61H45ZM0 63H1V65H2V62L0 61ZM4 63V62H3ZM49 63H51V62H49ZM249 63V62H248ZM17 64V63H16ZM47 64V63H46ZM54 64V63H53ZM172 64V63H171ZM174 64V63H173ZM171 65V67L172 66H174V65ZM250 64H252V63H250ZM262 64V63H261ZM41 65V64H40ZM52 65V64H51ZM9 67V66H8ZM36 67V66H35ZM34 67V68H35ZM81 67H83V68H85V69H87V71H88V75H87V78L86 79H83V80H81L80 81V83L79 84H76V85H67V84H65L64 83V80L66 79V77L68 76V75H71L72 73H74V72H76L79 68H81ZM170 66H169V64H168V68H171ZM216 67V66H215ZM255 67V66H254ZM2 68H3V66H2ZM37 68V67H36ZM35 68V69H36ZM249 68H253L252 66L251 67H249ZM215 69H217V68H215ZM257 69V68H256ZM6 70V69H5ZM38 70V69H37ZM218 70V69H217ZM249 70L250 69H248V72H249ZM252 70H254V69H252ZM9 72V71H8ZM171 72V71H170ZM251 72V71H250ZM9 73H11L12 74V72H9ZM15 73V72H14ZM14 73L12 74V76L14 75ZM264 73V71L262 72V71H260L259 70V72L256 74V75H259L260 77L262 76V74ZM16 74V73H15ZM37 74H38V72H37ZM213 74H214V72H213ZM18 75V74H17ZM106 75H110L111 76V79H106ZM178 75V74H177ZM216 75V74H215ZM218 75V74H217ZM255 74H254V76H256ZM2 76V75H1ZM253 76V77H254ZM4 77L5 76H3V79H4ZM17 77V76H16ZM35 77V76H34ZM40 77H41V75H40ZM253 77H251V78H253ZM259 77V78H260ZM263 77V76H262ZM263 79H264V77H263ZM24 80V79H23ZM23 80H22V84L25 82H23ZM3 83H5L6 81H2ZM38 82H40V83H38ZM19 83V82H18ZM18 83H13V84H15V85H13V87H15V88H17V86H18V88L19 89H21L22 87H20L19 86V84ZM26 83V82H25ZM27 83H29V82H27ZM39 84V85H38ZM40 84H42V86L40 85ZM10 85H12V84H9V86ZM92 86H97V87H99V88H97V89H99L98 90V93H104V95H105V92H106V90L107 89H109V88H115V87H117L118 86V88H119V90H120V92L122 91H124V92H126V93H128V94H130V95H135L136 97L135 98H133V100L132 101H128V102H126V104L124 103H121V104H119V107H120V112L118 113V115H112V117L110 116V114H108L109 113V110L107 111L108 113H104L103 112V103H100V98H99V96H97L98 98L97 99H94L93 101H91L90 99H88L87 97H88V92L90 91V90H92ZM10 87H12V86H10ZM12 87V88H13ZM11 88V89H12ZM2 89V88H1ZM96 89V90H97ZM95 89L93 88V91H94ZM22 91V90H21ZM93 91H91L90 93H92ZM118 91V90H117ZM264 92V91H263ZM3 93H5L4 91H0V157H1V154H2V152H4V151H9L10 150V146H8V144L6 145V150L4 149V151L2 150V148H4V144H6V143H4V140L7 138H9L10 139V137H12V139L13 140H11L12 141V143H11V141H10V143L9 144H13V142H15V148H14V151L12 150V152H13V154L11 155V153H10V155H11V160H10V158H7V161H11L12 162V160L14 161V164H15V168L16 169H20V168H22L23 170L21 171V172H19V174H18V170H16V172L17 173H14V174H17V176L16 175H14L13 174V176L12 175H10L11 177H5V175L3 174V173H1V175H0V186H1V188L4 186V184H6V183H10L12 180H15L14 182V184H9V185H7V187H4V189L3 190H6L7 191V193L9 194V196L7 195V197H5L6 196V193L5 194H3L4 195V198L2 197L3 195H2V193H0L1 195V201L3 200H9L10 202H8V203H6L5 205L8 207L7 208V211L8 212H6V214L7 213H9V214H7V215H10V213L11 214H13V212L11 211V208L9 207V205H11V204H17L18 202H17V199L19 198V196H20V198H22V196L21 195H23L24 197H25V200H27L28 199V192L31 190V189H37L38 191H41L42 189H44L45 187H46V183L44 182V180L41 178V177H38L37 179L35 178V177H33L32 178V176L29 174V175H26L25 173H26V171L27 172H30L29 170H28V168H29V164H28V159H29V157H33L32 159H35V160H37V163H39V164H43L42 163V158L39 156V155H32L31 154V152H32V145L33 144H31V143H27V142H25V140L26 139H29V137H30V125L29 124H27V123H24L22 120V127H20L19 126V122H12V120H15V118L13 117V115H12V117L10 116V118H9V116L7 115V113L9 112V111H11V110H16V108H17V106H15L12 102H10V98L8 97V94L7 93H5V94H3ZM12 93V92H11ZM25 93V92H24ZM82 94L83 93V95H78V94ZM93 93H96L97 94V92L95 91V92H93ZM115 93V92H114ZM195 93H197V95H198V99L197 100H195V101H192L191 99H190V97H194V95H195ZM206 93H207V91H206ZM13 94V93H12ZM116 94H117V92H116ZM207 95V94H206ZM103 96V95H102ZM207 96H210V94L209 95H207ZM207 96H206V98H207ZM212 97V96H211ZM210 97V100H212V98ZM102 98V97H101ZM105 98V97H104ZM30 99V100H31ZM93 99V98H92ZM106 99V98H105ZM110 99H113L112 97H110ZM145 99V98H144ZM181 99V100H180ZM213 99H215L214 97H213ZM263 100L264 99H262V101L261 102H263ZM21 101V100H20ZM19 101V102H20ZM114 101V100H113ZM116 101H118L119 102V100L118 99H116L115 100V102ZM21 102H23V100L21 101ZM115 102H113V103H115ZM212 102V101H211ZM144 103V102H143ZM109 104H112V101H110V103ZM230 104V103H229ZM108 105V103H104V106H106V107H108L107 106ZM209 105V104H208ZM258 105V106H257ZM30 107V106H29ZM109 107H111L110 105H109ZM244 108V107H243ZM104 109H106V108H104ZM249 109V108H248ZM247 109V110H248ZM28 110H30V109H28ZM116 110V109H115ZM147 110V109H146ZM105 111V110H104ZM110 112H113V110L112 111H110ZM116 112V111H115ZM221 113H223V109H222V111H220ZM219 112V116L220 117H222V115L223 114H221ZM112 114V113H111ZM113 114H114V112H113ZM145 115V114H144ZM209 115V114H208ZM246 115V116H245ZM244 116H245V118H246V120L247 119H249L250 117H248V113L247 114H245ZM102 117V119H101V117ZM109 116V117H108ZM143 116V115H142ZM185 116V115H184ZM214 116V115H213ZM244 116L241 118L242 120H243V118H244ZM99 117H100V120H103V117H108V118H106V120L109 122V124H108V127H106V129H104V127L102 128V130H101V128H100V130H99V132L100 131H102V133L101 134H98L96 131V133H92V136H93V134H98L97 135V138H93L92 136H91V139L93 140L92 142H90L91 140H89V139H87V140H89V141H87L88 143L87 144H85V141H86V137L88 136V137H90L89 136V134H88V130H86V127H85V123H86V121H88V120H95V119H97L98 121H99ZM230 117V116H229ZM217 118H219V117H217ZM217 118L216 119H210V120H208L207 121V124H210V126H209V129L211 128L212 129V122L213 121H217ZM223 118V117H222ZM231 118V117H230ZM244 118V119H245ZM251 119V118H250ZM97 120H96V122H97ZM143 120V119H142ZM245 120V121H246ZM255 120V119H254ZM20 121V122H21ZM90 121V122H91ZM105 121V120H104ZM103 121V122H104ZM215 121V122H216ZM89 122V121H88ZM89 122V123H90ZM96 122H94V123H96ZM100 122V121H99ZM98 122V123H99ZM103 122H101V123H103ZM106 122V121H105ZM104 122V123H105ZM209 122H211V123H209ZM238 122V121H237ZM241 122H243V121H241L240 120V123ZM247 122H249V121H247ZM255 122V121H254ZM260 122H262V121H260ZM165 123H168V125H169V127H168V129H167V131H165L164 130V125H165ZM184 123V124H183ZM187 123V124H186ZM206 123V122H205ZM239 123V122H238ZM264 123V122H263ZM91 124H93V123H91ZM214 124V123H213ZM242 124H244V122L242 123ZM261 124V123H260ZM105 125V124H104ZM146 125V124H145ZM203 125H205V124H203ZM221 125V124H220ZM233 125V124H232ZM236 126H238L237 124H235ZM240 125V124H239ZM92 126V125H91ZM98 126V125H97ZM183 126H187V127H182ZM236 126H234V127H236ZM93 127H96V125L95 126H93ZM88 128V127H87ZM99 128V127H98ZM98 128H97V131H98ZM225 128H227V127H225ZM231 129H233L232 127H230ZM256 131L254 132L255 134L258 132V124H257V126H256ZM91 130H92V128H90ZM94 129H96V128H94ZM104 129V130H103ZM208 129V128H207ZM206 129V130H207ZM210 129V130H211ZM91 130H90V132H91ZM213 130V129H212ZM215 130V129H214ZM177 131V130H176ZM198 131H200V130H198ZM217 131V130H216ZM215 131V132H216ZM87 132V133H86ZM175 132V131H174ZM203 132V131H202ZM205 132V131H204ZM214 132V131H213ZM219 132V131H218ZM225 132H226V129H225ZM248 133L250 132V131H247ZM253 132V131H252ZM4 133H5V135H4ZM84 133H85V135L86 134H88V135H84ZM155 133H153V134H155ZM172 133V132H171ZM176 133V132H175ZM179 133V132H178ZM193 133V132H192ZM207 133V132H206ZM220 133V132H219ZM253 133V134H254ZM10 134V135H9ZM152 134V133H151ZM183 134H184V132H183ZM221 134V133H220ZM238 134H240V133H238ZM252 134V133H251ZM251 134H248L249 135V137L251 136ZM252 134V135H253ZM255 134L253 135V136H251L252 138H246L245 139V137H244V139L247 141V140H249V139H251V140H253V137L255 136ZM260 134H261V132H260ZM260 134H258V135H260ZM94 135V136H95ZM173 135V134H172ZM185 135H186V133H185ZM216 136L214 137V139L215 138H217L218 137V134H215ZM246 135V134H245ZM247 135V136H248ZM257 135V136H258ZM8 136V137H7ZM85 136V137H84ZM125 136V137H126ZM136 136V135H135ZM151 136V135H150ZM155 136V135H154ZM197 136V135H196ZM205 136V135H204ZM214 136V135H213ZM221 136V135H220ZM240 136H242V135H240ZM261 136H264V133H262L261 134ZM6 137V138H5ZM87 137V138H88ZM182 137V136H181ZM185 137V136H184ZM229 137V136H228ZM127 138V137H126ZM125 138V139H126ZM140 138V137H139ZM169 138V137H168ZM174 138H175V136L173 137V140H174ZM242 138V137H241ZM255 139V141H256V137H254ZM6 139V140H7ZM112 139V140H113ZM163 139V138H162ZM210 139V138H209ZM213 139V138H212ZM212 139H211V141H212ZM169 140V139H168ZM170 140H172V139H170ZM183 140L185 141V139L183 138ZM258 140H259V138H258ZM156 141V140H155ZM165 141V140H164ZM178 141V140H177ZM183 141V142H184ZM243 141V140H242ZM242 141H240L241 143H243ZM262 141H264V140H262ZM261 140H259V142L258 141H256L257 143H259V144H261L260 146L257 144V146L251 141L250 143H253L254 144V146L253 145H249L250 146V149L251 150H255V152H258V151H263L264 150V142H262ZM7 142V141H6ZM90 142V143H89ZM141 142V141H140ZM140 142L138 143V144H140ZM188 142V141H187ZM247 142H249V141H247ZM124 143V142H123ZM126 143V142H125ZM143 143V142H142ZM159 143H160V141H159ZM170 143V142H169ZM127 144H129V143H127ZM161 145H162V143H160ZM164 144V143H163ZM167 144V143H166ZM181 144V143H180ZM89 146V148L88 147H86V146ZM120 145V144H119ZM122 145V144H121ZM131 145V144H130ZM154 145V144H153ZM159 145V144H158ZM158 145H155V146H157L158 147ZM170 145V144H169ZM183 145V144H182ZM232 145H234V144H232ZM242 144H240L239 146H238V148H240V146H241ZM244 145H245V142H244ZM244 145H243V147H244ZM263 145V146H262ZM12 146V145H11ZM35 146H36V148H37V145L35 144ZM106 146H108V145H106ZM140 146H141V144H140ZM152 146V145H151ZM174 145L172 144L171 145V147H173ZM229 146V145H228ZM246 146L248 147V145L246 144ZM96 147V148H97ZM110 147V146H109ZM179 147V146H178ZM195 147V146H194ZM198 147V146H197ZM207 147H208V145H207ZM88 148V149H87ZM112 148V147H111ZM116 148V147H115ZM142 148H143V146H142ZM153 148V147H152ZM162 148V147H161ZM174 148H175V146H174ZM180 148H181V146H180ZM193 148V147H192ZM229 148H232V146L230 147L229 146ZM237 148V149H238ZM12 149V148H11ZM86 149H87V151H86ZM107 149H108V147H107ZM136 149V148H135ZM144 149H145V147H144ZM156 149V148H155ZM154 149V150H155ZM90 150V149H89ZM112 150H113V148H112ZM112 150H108L109 152L110 151H112ZM128 150V149H127ZM133 150V149H132ZM131 150V151H132ZM201 150V149H200ZM202 150H204V149H202ZM201 150V151H202ZM218 150V149H217ZM244 150H247L246 148H244ZM243 150V152H244V155L246 154L247 155V157L249 156L247 153H248V151H244ZM107 151V152H108ZM120 151H123V150H120ZM125 151V150H124ZM138 151V150H137ZM140 151V150H139ZM221 151V149L218 151V152H220ZM101 152V151H100ZM117 152V151H116ZM128 152H130V150L128 151ZM135 152H136V150H135ZM153 152V151H152ZM243 152H241L240 153V155L242 154V156H244L243 155ZM7 153V155L9 154L8 152H6ZM99 153V152H98ZM102 153V152H101ZM122 153V152H121ZM159 153V152H158ZM197 153H199L198 151H197ZM237 153V151H235V154ZM100 154V153H99ZM123 154H124V152H123ZM221 154H223V151L221 152ZM232 154V153H231ZM110 155V154H109ZM113 155V154H112ZM111 155V156H112ZM133 155V154H132ZM251 155V154H250ZM4 156L6 157V154H4ZM125 156H127L126 154H125ZM124 156V157H125ZM211 156V155H210ZM222 156V155H221ZM227 157H225L226 159L229 157L228 155H226ZM231 156V155H230ZM242 156L240 157V158H242ZM95 157H97V156H95ZM118 157V156H117ZM116 157V158H117ZM207 157H209V156H207ZM217 157V156H216ZM216 157H215V159H216ZM245 157V156H244ZM246 157V158H247ZM3 159H1L3 162L4 161H6V159H4V157H2ZM153 158H154V156H153ZM153 158H151V159H153ZM211 158H213V160L211 159V161L213 162V164L215 165V159H214V157H213V154H212V156H211ZM221 158H224V157H221ZM220 158V159H221ZM224 158V159H225ZM240 158H238L237 160H239ZM250 158V157H249ZM260 158V157H259ZM258 158V159H259ZM9 159V160H8ZM94 159V158H93ZM129 159V158H128ZM133 159V158H132ZM204 159V161L205 160H207V158L205 159V158H203ZM220 159H216V161H218L219 162V160ZM223 159V160H224ZM225 159V160H226ZM251 160H249L248 158H247V161H245V158H244V162L242 163V165L244 166V168L246 169H242L241 170V174H240V177H238L237 178V180L235 181V182H237L238 184H240L241 186H244L243 185V183H244V181L245 180H247V179H249V178H253L254 177V175L256 174V173H254L253 174V171L255 170V168H253L254 167V165H253V167L251 166V168L249 167L250 166V163H255L253 160H252V158H250ZM102 159L100 158V160H98L97 162H96V165H99L102 161H101ZM130 160V159H129ZM128 160V161H129ZM200 160V159H199ZM199 160H198V162H199ZM210 159L208 158V160H207V162H211V161H209ZM223 160L221 159L220 160V162L219 163H221V164H223L222 162H223ZM228 160V159H227ZM232 160H236V159H232ZM243 160V159H242ZM6 161V162H7ZM152 161V160H151ZM187 161V160H186ZM89 162V161H88ZM206 162V161H205ZM204 162V163H205ZM211 162V163H212ZM262 162V161H261ZM5 163V162H4ZM10 163V162H9ZM8 163V164H9ZM151 163V162H150ZM204 163H202V165H204ZM210 163V164H211ZM237 163V162H236ZM260 163V162H259ZM264 163V162H263ZM2 164V163H1ZM8 164H3L4 165V167H6L7 166V168H8ZM34 164H36L35 162L33 163V166H34ZM209 164V163H208ZM239 164H240V161H239ZM38 165V164H37ZM87 165H88V163H87ZM114 165V164H113ZM119 165V164H118ZM201 165V166H202ZM216 166L218 167V166H221L220 164H216ZM215 166V167H216ZM261 166V165H260ZM119 167V166H118ZM200 167V166H199ZM222 167V166H221ZM236 167V166H235ZM208 168V167H207ZM242 168V167H241ZM261 168V167H260ZM260 168H259V170H260ZM4 169H6V168H4ZM136 169V168H135ZM134 169V170H135ZM51 170H52V168H51ZM91 170V169H90ZM224 170V169H223ZM245 170V171H244ZM13 172L15 171V170H12ZM33 171H34V169H33ZM213 171H214V169H213ZM212 171V172H213ZM235 171V170H234ZM81 172V173H80ZM207 172V171H206ZM237 172H238V170H237ZM6 173H7V169H6ZM84 173V172H83ZM208 173V172H207ZM221 173V172H220ZM230 173V174H229ZM227 175V177H228V179H230L229 178V176H231V172H229ZM234 173V172H233ZM260 173V172H259ZM88 174H89V172H88ZM91 174H93V172L91 173ZM98 174V173H97ZM159 174V173H158ZM169 174V173H168ZM171 174V173H170ZM216 174H218V172L216 173ZM224 175V178L222 177H218L219 179H225V174H223ZM244 175V176H243ZM14 176H16L17 177V181H16V177H14ZM63 176H68L71 180H72V184H74L75 185V183H77V185H76V187H74V186H72L71 188H69L67 185H65V183L63 182V180H62V177ZM90 176V175H89ZM88 176V177H89ZM147 176V175H146ZM157 176H159V175H157ZM157 176H154V173H153V175H151L150 177H154V179H155V181L157 180L155 177H157ZM195 176H197V175H195ZM200 176V175H199ZM233 176H235V175H232V178H234ZM262 176V175H261ZM261 176H260V179H261ZM88 177H87V179H88ZM130 177V176H129ZM138 177V176H137ZM188 177V175H186V178ZM258 177V176H257ZM256 177V178H257ZM84 178V177H83ZM82 178V179H83ZM149 178V177H148ZM148 178H146V180H148ZM173 178V177H172ZM171 178V180H173ZM185 178V179H186ZM201 178H202V176H201ZM86 179V181H88L89 182V179L87 180ZM135 179H137L138 180V178H135ZM139 179H140V177H139ZM184 179V180H185ZM235 179V178H234ZM263 179V178H262ZM261 179V180H262ZM84 180V179H83ZM144 180V179H143ZM187 180V179H186ZM203 180V179H202ZM206 180H207V178H206ZM231 180V179H230ZM257 180V179H256ZM76 181H78V182H76ZM91 181H94V179H92ZM128 181V180H127ZM130 181V180H129ZM142 181V180H141ZM145 181V180H144ZM149 181V180H148ZM143 182L142 181V183H136V185H134V186H136L135 188H136V190H137V192H139L140 194H141V196H143L142 198L144 199H151V198H154V199H156V198H158L159 197V195H160V189L158 190L156 187H154L155 186V184L153 183V184H149L150 183V181L149 182ZM168 181V180H167ZM167 181H165V182H167ZM174 181V180H173ZM187 181H190V180H187ZM217 181H218V179H217ZM258 181H259V179H258ZM158 182H159V180H158ZM172 182V181H171ZM175 182V181H174ZM212 182H213V180H212ZM231 182H232V180H231ZM234 182V183H235ZM264 182V181H263ZM50 183H48V185H47V189L46 190H48V191H50V189H52V188H50L51 186V184ZM81 183H84L83 181H81ZM87 183V182H86ZM133 183V182H132ZM151 183H152V180H151ZM162 183H163V180H162ZM185 183V182H184ZM187 183V182H186ZM190 183V182H189ZM215 183H217L216 181H215ZM221 183V182H220ZM157 184H159V187L160 186H162L163 187V185H161V182L160 183H157ZM164 184V183H163ZM167 184V183H166ZM173 184V183H172ZM192 184V183H191ZM208 184V183H207ZM245 184V183H244ZM263 184V183H262ZM165 185V184H164ZM174 185H175V183H174ZM182 185V184H181ZM202 185V184H201ZM213 185V184H212ZM211 185V186H212ZM226 185H228V184H226ZM229 185H230V182H229ZM229 185L228 186H225V187H229ZM231 185H233V184H231ZM254 185H256V184H254ZM258 185H260V184H258ZM133 186V187H134ZM171 186V185H170ZM205 186H207V185H205ZM204 186V187H205ZM211 186H210V188L208 187L207 189L208 190H210L211 189ZM214 186V185H213ZM212 186V187H213ZM221 186V185H220ZM49 187V188H48ZM131 187V186H130ZM132 187V188H133ZM158 187V188H159ZM183 187V186H182ZM193 187V186H192ZM200 187V186H199ZM215 187V186H214ZM218 187V186H217ZM251 186H249V188H250ZM260 187V186H259ZM262 187V186H261ZM260 187V188H261ZM161 188V187H160ZM168 188H169V186H168ZM171 188H172V186H171ZM178 188H179V186H178ZM233 188H234V185H233ZM253 189H254V187H252ZM259 188V189H260ZM54 189V188H53ZM161 189H163V188H161ZM167 188H165V190H166ZM173 189V188H172ZM175 189V188H174ZM187 189H188V187H187ZM203 190L205 189V188H202ZM217 189V192H218V188H215V190ZM221 189V188H220ZM229 189V188H228ZM231 189V188H230ZM235 189V188H234ZM234 189H232L233 190V193H234ZM251 189V188H250ZM45 190V191H46ZM133 190V189H132ZM130 191V189H129V191L128 192H130V194H131V192H133V191ZM169 190V189H168ZM171 190V189H170ZM169 190V191H170ZM194 190V189H193ZM200 192L202 191L201 190V188L200 189H198ZM197 190V191H198ZM127 191V190H126ZM168 191V192H169ZM178 191H179V189H178ZM187 191V190H186ZM186 191H185V193H186ZM206 192H207V190H205ZM235 193H237L238 195H239V192H237V190L235 189ZM239 191V190H238ZM254 192H256V189L255 190H253ZM258 191V190H257ZM263 191V190H262ZM0 192H1V189H0ZM3 192V191H2ZM170 192H172L173 193V191H170ZM169 192V193H170ZM189 192V191H188ZM194 192V191H193ZM222 192V191H221ZM221 192H219V193H221ZM224 192V191H223ZM223 192L221 193V194H223ZM228 192H229V190H228ZM228 192H227V194H228ZM42 193L43 194H46L44 191H42L41 193H39V198H40V196L42 195ZM53 193H57L56 191L55 192H53ZM53 193H52V195H53ZM93 193V192H92ZM95 193V192H94ZM134 193V192H133ZM132 193V194H133ZM184 193V194H185ZM192 193V192H191ZM202 193L203 192H201V195H202ZM216 193V192H215ZM241 193V192H240ZM250 193V192H249ZM249 193H248V195H249ZM20 194V195H19ZM171 194V193H170ZM175 194H177V192L175 193ZM187 194V193H186ZM196 194V196L197 195H199V193H195ZM195 194H194V196H195ZM210 195L209 193H203V197H205V198H207L206 196H208V195ZM221 194H220V196H221ZM256 194V193H255ZM258 194H259V192H258ZM258 194H256V196L258 195ZM264 194V193H263ZM263 194H262V196H260V195H258L259 197H262L263 199L262 200H264V196H263ZM116 195V194H115ZM135 195V194H134ZM172 195H174V193L172 194ZM200 195V198L202 197ZM215 195V194H214ZM233 195V194H232ZM54 196V195H53ZM136 196V195H135ZM134 196V197H135ZM211 196V195H210ZM209 196V197H210ZM215 196H218V198H220V196H219V194H216ZM222 196H224V194L222 195ZM221 196V197H222ZM230 195H228V197H229ZM234 196H236V194L234 195ZM81 197V196H80ZM117 197H118V195H117ZM116 197V198H117ZM176 197H177V195H176ZM185 197H186V195H185ZM227 197V196H226ZM238 196H236V200H234L235 202H237V204L239 205V206H241V202L242 203H244L242 206H243V208L245 207V206H248L249 205V201H248V199L247 198H245V197H243L242 195H239V198H237ZM7 198V199H6ZM15 198H17L16 199V201L14 200ZM19 198V199H20ZM53 198V197H52ZM65 198V199H64ZM114 198L115 197H113V200H114ZM183 198H184V195H183ZM187 198H189V196H187ZM192 198L193 197H191V200H192ZM196 198V197H195ZM210 198H212V197H210ZM215 199L217 198V197H214ZM213 198V199H214ZM224 199H225V197H223ZM230 198V197H229ZM240 198H242V200L240 199ZM37 199V198H36ZM55 199V198H54ZM131 198H129V199H127V200H129V201H131L132 199H134V198H132L131 200H130ZM138 199H140V198H138ZM138 199H136L137 201H139V203L140 202H142L141 200H138ZM142 199V200H143ZM177 199V198H176ZM190 199V198H189ZM221 199V198H220ZM238 199V200H237ZM239 199H240V201H239ZM249 199H250V197H249ZM93 200V199H92ZM91 200V201H92ZM146 200V201H147ZM182 200H184V199H182ZM201 201H202V198L200 199ZM210 200V199H209ZM252 201H254V202H260L261 200L258 198V197H255L254 198V200H253V198L251 199ZM0 201V202H1ZM15 203H14V202ZM57 201H59V200H57ZM66 201V200H65ZM82 201V200H81ZM154 201V200H153ZM156 201V200H155ZM185 201H187V200H184V202ZM195 201V200H194ZM203 201H204V199H203ZM203 201L201 202V203H203ZM216 201V200H215ZM214 201V203H216ZM219 201H221V200H218V202ZM232 201V200H231ZM90 202V201H89ZM120 202V201H119ZM124 202H126V201H124ZM175 202H177L176 200H175ZM189 202V201H188ZM187 202V203H188ZM199 202V201H198ZM209 202V201H208ZM211 202H213V200L211 201ZM223 202H224V200H223ZM146 203V202H145ZM180 203V202H179ZM187 203L185 202V204H186V206H188L187 205ZM195 203H196V201H195ZM194 203V204H195ZM200 203V205H202ZM210 203V202H209ZM219 203L220 204H222V205H219ZM219 203H216V204H218L219 206H218V209H219V207L221 206H224L225 204L224 203H222V201L221 202H219ZM251 203V207H252V205H253V202H250ZM256 203H254L255 204V206H256ZM36 204H37V202H36ZM90 204V203H89ZM97 204V203H96ZM114 204H116V203H114ZM142 204H144V203H142ZM141 204V205H142ZM178 204V203H177ZM207 204V203H206ZM205 203H204V205H202V206H204L205 207V205H206ZM216 204H213L212 203V206H211V209H212V207H215L214 209L215 210H217L216 212H220L221 210L219 209V211H218V209L216 208V206H214V205H216ZM224 204V205H223ZM18 205V204H17ZM94 205V204H93ZM108 205V204H107ZM113 205V204H112ZM117 205V204H116ZM141 205H140V208H141ZM176 205V204H175ZM238 205L236 206L237 208H238ZM4 206V205H3ZM3 206H2V204L0 203V208H1V210L2 211H6L5 210V208H4V210H3ZM36 206V205H35ZM58 206V205H57ZM158 206V205H157ZM182 206V205H181ZM185 206V205H184ZM193 206V205H192ZM208 206H209V204H208ZM13 207V206H12ZM15 207V206H14ZM103 207V206H102ZM110 207V206H109ZM123 207V206H122ZM131 207H132V205H131ZM159 207V206H158ZM183 207V206H182ZM189 207H191L190 205H189ZM194 207V206H193ZM220 207V208H221ZM228 207V206H227ZM226 207V205H225V207H222V211H224V209H226L227 208ZM235 207V208H236ZM248 207H250V205L248 206ZM250 207V209H252ZM263 207H264V205H263ZM16 208V207H15ZM14 208V209H15ZM21 208V205H20V207H19V209ZM36 208V207H35ZM68 208V207H67ZM91 208H94V207H91ZM127 208V207H126ZM134 208V207H133ZM181 208V207H180ZM180 208H179V210H180ZM185 208V207H184ZM183 208V209H184ZM207 208H209V207H207ZM230 208V207H229ZM246 208V207H245ZM254 208H256V210L257 209H259L258 207H254ZM260 208H262V206L260 207ZM18 209V208H17ZM19 209L17 210V211H19ZM37 209V208H36ZM72 209V208H71ZM135 209V208H134ZM142 209H143V207H142ZM185 209H188V208H185ZM185 209L184 210H182V211H185ZM192 209H194V208H192ZM210 209V208H209ZM210 209V210H211ZM239 209V208H238ZM247 209V208H246ZM21 210V209H20ZM65 210V209H64ZM68 210V209H67ZM67 210H66V212H67ZM101 210V209H100ZM149 210V209H148ZM202 210V209H201ZM227 210V209H226ZM248 210V209H247ZM261 210V209H260ZM25 211H27L26 209H25ZM46 211V210H45ZM71 211V212H72ZM115 211V210H114ZM116 211H118L117 209H116ZM137 211H138V209H137ZM155 211H157V210H155ZM159 211V210H158ZM181 211V212H182ZM202 211H204V210H202ZM222 211H221V214H222ZM229 211H230V209H229ZM229 211H227L228 213H229ZM250 211V210H249ZM3 212V213H4ZM65 212V211H64ZM97 212H98V210H97ZM101 212V211H100ZM180 212V211H179ZM180 212V213H181ZM210 212V211H209ZM212 212V211H211ZM214 212V211H213ZM212 212V213H213ZM216 212H214V213H216ZM237 212H239L240 213V211H237ZM27 213V212H26ZM25 212H24V214H22V215H25L26 214ZM33 213V212H32ZM36 213H37V211H36ZM56 213V212H55ZM61 213H63V212H61ZM102 213V212H101ZM137 213V212H136ZM139 213H141V211H139ZM180 213H179V215H180ZM195 212L193 211V214H194ZM203 213V212H202ZM201 213V214H202ZM207 213H208V211H207ZM224 213L227 215V213L224 211ZM224 213H223V215H221V220H217L218 222H219V225H218V222H217V225L218 226H220V225H223L222 223L225 221L224 219H226V221L229 219L228 217L230 216V213L227 215V217H225L226 215H224ZM232 213V212H231ZM236 213V212H235ZM234 213V214H235ZM5 214V213H4ZM19 214V213H18ZM99 214V213H98ZM186 214V213H185ZM188 214H190V212L188 213ZM205 214H206V212H205ZM209 214V213H208ZM208 214H206L205 216L208 218L209 217V215ZM211 214V213H210ZM237 214V213H236ZM33 215H35V213L33 214ZM51 215V214H50ZM138 215H140V214H138ZM168 215H175V213H173V214H167V216L166 217H168ZM179 215H175L174 217H177L178 216V218H179ZM187 215V214H186ZM195 215V214H194ZM198 215V214H197ZM200 215V214H199ZM202 215H204V214H202ZM212 215V214H211ZM215 215V214H214ZM214 215H212L213 217H215ZM239 215V214H238ZM1 216H3L2 214H1ZM19 216H20V214H19ZM94 216V215H93ZM160 217L162 216V215H159ZM188 216L189 215H187L186 217L185 216H183V218H180V219H184L185 221H187L186 220V218H188ZM192 216V215H191ZM219 216H220V213H219ZM240 216V215H239ZM6 217H8V216H6ZM5 217V218H6ZM11 217V216H10ZM118 217H119V215H118ZM165 217V218H166ZM181 217V216H180ZM193 217H195V216H193ZM192 217V218H193ZM200 217H201V219L202 220H205V219H207L206 217H204V219L202 218L203 216H201L200 215ZM200 217H196V218H200ZM225 217V218H224ZM232 217V216H231ZM231 217H230V219H231ZM4 218V219H5ZM13 218V217H12ZM22 218V217H21ZM20 218V220H22V221H26L25 219L23 220V219H21ZM64 218H65V216H64ZM69 218V217H68ZM67 218V219H68ZM76 218H78L77 220H79L80 219V223H81V218H79V217H76ZM124 218H125V216H124ZM162 218V217H161ZM171 219L173 218L172 216L170 217ZM210 218V217H209ZM208 218V219H209ZM216 219L218 218L217 216L215 217ZM224 218V219H223ZM228 218V219H227ZM1 219V218H0ZM3 219V218H2ZM3 219V220H4ZM8 219V218H7ZM6 219V220H7ZM62 219V218H61ZM94 219V218H93ZM97 219V215H96V218H95V220ZM121 219V218H120ZM168 219V218H167ZM169 220L168 219V221H171V224H173L172 225V227L170 228L171 229V231L172 230H174V228H175V226H176V224L177 223H179V219H178V221L176 220ZM175 219V218H174ZM177 219V218H176ZM200 219V220H201ZM220 219V218H219ZM222 219H223V221H222ZM10 220V219H9ZM49 220V219H48ZM56 220H59V219H56ZM65 220V219H64ZM107 220H109V219H107ZM163 220H165V219H163ZM184 220H181V221H184ZM190 220H191V217H190ZM194 220H195V218H194ZM193 219H192V221H187L188 223H185V225L186 224H188V226L190 225V228L188 227H186V228H184L183 226H185V225H182V229L180 230V228H179V226L177 225L176 226V228L177 229H179V231H172L173 233H171V231H170V229L168 228V230L170 231V232H167L168 230L166 229V227H162V228H160V230L162 229V231L161 232H167V234L165 235V233H163V235H160V236H163V237H160V240H159V238L157 237L156 239L158 240V241H160L159 242V244H157L156 242H155V244H157L158 246V248H156L155 246H153L154 245V241H153V243H151V244H153V245H151L150 244V242H149V240H151V239H149L148 237H146V239H145V241L147 240V239H149V240H147L148 242H149V244H148V246L150 245V246H152V247H155L156 249H157V252H158V250H160L162 253L159 255V257L157 256H155L156 258H148V256L147 255H145L144 256V254L142 253L141 255H143V256H141V259H139V261L137 260L136 261V259H134L133 257L135 256V258H136V253L133 255L132 253V257H130V258H132L131 260L132 261H136V262H138L139 264H196L194 261H197V258L198 257H195L196 258V260H194L195 258H193V256L191 257L192 258V260H193V263H191V262H188V259L190 258V255H195L197 252V250H195V251H193L194 249H192V247L193 248H195V245H196V243H197V241L199 240L200 241V239H198V240H194L195 238H192L190 235H188L189 237H187V235H185V237H187L188 239H189V243L191 242V240L193 241H196V242H194L193 241V243H194V246H190L189 247V245H187V247L186 246H182L181 244H182V242H183V239H187V238H183L184 237V234H186L188 231H196V233L200 236V238H201V242L203 243V245L205 246V248H208V249H211V250H213L214 251V254H215V256L212 254V253H210L211 255H213V256H209L210 254H208L209 252H207V251H205V248H204V251L205 252H207V253H205V255H206V257L209 259V260H213V257H214V259H215V262H216V259H217V262L219 263H221V264H230V255L227 253V252H225V251H223L222 250V248H219V247H214L213 245H211V244H209V240H211V239H213L214 241L217 239V238H219V236L217 237V236H213V237H211L209 240L207 239V236L206 235H204V233H202V230L199 228L200 227V225H198L199 227H197V225H196V223H199L200 221L198 220V221H196V223H195V221H194ZM201 220V224H204V222ZM210 220V219H209ZM212 221H214V219H211ZM0 221H2V220H0ZM12 221H14V220H12ZM16 221V220H15ZM15 221H14V224H15ZM51 221V220H50ZM66 221V220H65ZM102 221V220H101ZM105 221V220H104ZM110 221H111V223L113 222L112 221V219H110ZM166 221V220H165ZM165 221H163V222H165ZM177 222V223H175V222ZM180 221V222H181ZM184 221V222H185ZM212 221H208V220H206L205 222H209V223H211V224H214L215 225V223H212ZM222 221V222H221ZM2 222H4V221H2ZM10 222H11V220H10ZM21 222V221H20ZM54 221H52V223H53ZM62 222V221H61ZM77 222V221H76ZM96 223H97V221H95ZM103 222V221H102ZM122 223H123V220L121 221ZM162 221H159L158 223H163ZM184 222H182V223H184ZM191 222L193 223L192 225L194 226H192L191 227ZM215 222V221H214ZM6 223V222H5ZM13 223V222H12ZM79 222H77V224H78ZM110 223V224H111ZM127 223H129V226H130V222L128 221ZM166 223V222H165ZM165 223H164V225H165ZM209 223H206V225H208V226H205V225H203V226H205V229H210V228H213L212 227V225L211 224H209ZM221 223V224H220ZM228 223H230V221H228ZM2 224V223H1ZM4 224V223H3ZM25 224H27V222H25ZM62 224V223H61ZM60 224V225H61ZM100 225H102L103 223H99ZM109 224V225H110ZM115 225V224H117L116 226H118V224L119 223H116V221H115V223H112V225ZM159 224V225H160ZM170 223L168 224V225H171ZM225 224H227V222H225ZM224 224V225H225ZM55 225V224H54ZM121 225V224H120ZM150 225V224H149ZM152 225V224H151ZM154 225H156V224H154ZM167 225V224H166ZM180 225V224H179ZM216 225V226H217ZM3 226V225H2ZM63 226V225H62ZM61 226V227H62ZM65 226V225H64ZM79 226V225H78ZM115 226V228H117ZM121 226H123V225H121ZM131 226H135V225H133V224H131ZM131 226L129 227V228H131ZM139 226V225H138ZM137 226V227H138ZM141 226V225H140ZM139 226V227H140ZM153 226V225H152ZM157 226H158V224H157ZM100 227H103V226H100ZM107 227V226H106ZM119 227V226H118ZM127 227V226H126ZM137 227H135V231H136V228ZM148 227V226H147ZM151 227V226H150ZM154 227V226H153ZM152 227V229H154ZM159 227V226H158ZM207 227V228H206ZM7 228V227H6ZM79 228H80V226H79ZM111 228H113V227H111ZM128 228V227H127ZM157 228V227H156ZM163 228H165V230L163 229ZM175 228V229H176ZM1 229H2V227H1ZM92 229V228H91ZM94 229V228H93ZM98 230L99 228L97 227V228H95V230ZM119 229V228H118ZM142 229V228H141ZM140 228H138L137 230L138 231H140L141 230ZM152 229H151V231H152ZM158 229V228H157ZM157 229H154V231L153 232H155V233H153V234H156V231H159V229L157 230ZM100 230V229H99ZM98 230V231H99ZM102 230V229H101ZM115 230V229H114ZM114 230H111L110 229V231L112 232V231H114ZM123 230V229H122ZM127 231V229L125 228L124 229V231ZM134 230V229H133ZM133 230L131 231V232H133ZM144 230V229H143ZM146 230H147V228H146ZM145 230V231H146ZM150 230V229H149ZM156 230V231H155ZM1 231V230H0ZM3 231H5V230H3ZM97 231V232H98ZM116 231V230H115ZM129 231V230H128ZM134 231V232H135ZM137 231V232H138ZM150 231V235H152V236H155V235H153V234H151L152 232ZM66 232H67V229H66ZM81 232H83L82 231V229H81ZM88 232V231H87ZM117 232V231H116ZM115 232V233H116ZM123 232V231H122ZM130 232V233H131ZM133 232V233H134ZM142 232V230L140 231V233ZM147 232V231H146ZM245 232V231H244ZM6 233V232H5ZM94 233H95V237H97V236H100L101 235V232H98L97 233V235H96V231H94ZM100 233V234H99ZM129 233V232H128ZM139 233V232H138ZM142 233H145L144 231L142 232ZM147 233H149V232H147ZM240 233V232H239ZM241 233H242V231H241ZM249 233V232H248ZM105 235H107V232H105L104 233ZM103 234V232H102V235H104ZM124 234H126V232L124 233ZM137 234V233H136ZM135 233H134V237L135 238H137L138 237V235H137V237L135 236L136 235ZM146 234V233H145ZM160 234H162V233H160ZM189 234V233H188ZM226 234V233H225ZM228 234V233H227ZM227 234H226V236H227ZM68 235V234H67ZM83 235V234H82ZM104 235V236H105ZM111 236H112V234H110ZM118 235H120L119 233H118ZM130 235V234H129ZM132 235V234H131ZM141 236H139V238L140 237H142L144 234H140ZM148 235V234H147ZM146 235V236H147ZM242 235H244V233L242 234ZM249 235H251V234H249ZM13 236V235H12ZM103 236V237H104ZM108 236H109V234H108ZM106 236V239L107 238H109V240L110 241H113L114 239L116 240V238H117V236L113 239L111 236ZM156 236H158L157 234H156ZM192 236H194V234L192 235ZM221 236H224L223 234L221 235ZM220 236V237H221ZM225 236V237H226ZM228 236H229V234H228ZM227 236V237H228ZM245 236H248V234L246 235V233H245ZM244 236V237H245ZM102 237V238H103ZM119 237V236H118ZM125 237V236H124ZM195 237H196V235H195ZM225 237H221L222 239L223 238H225ZM225 238L224 240H222V239H217L218 241L219 240H221L223 243L224 242H226V243H224V244H228L227 243V241H228V239H230V238ZM242 237V236H241ZM250 236H248L247 238H249ZM6 238H7V236H6ZM113 239V240H111V239ZM127 238V237H126ZM125 238V239H126ZM129 238H130V236H129ZM132 238V237H131ZM135 238H133V239H135ZM138 238V239H139ZM151 238V237H150ZM154 238V237H153ZM190 238H192V239H190ZM209 238V237H208ZM214 238H216V239H214ZM246 238V239H247ZM7 239H9V238H7ZM14 239V238H13ZM86 239H88V238H86ZM100 239V238H99ZM121 239H122V237H121ZM128 239V238H127ZM142 239V238H141ZM197 239V238H196ZM227 239V241H225ZM250 239V238H249ZM248 239V240H249ZM4 240H6L5 238H4ZM3 240V241H4ZM10 240L12 241V239L10 238ZM15 240H17L16 238H15ZM92 240V239H91ZM90 239H89V241H90V244L91 243H93L92 241H91ZM94 240H98V237H97V239H95L94 238ZM101 240L102 239H100L99 241H95L96 243H98V246L100 245L99 244V242H101ZM114 240V241H115ZM140 240V239H139ZM139 240H135V241H139ZM154 240H155V238H154ZM212 240V241H213ZM245 240V239H244ZM9 241V240H8ZM105 241V239L103 240V242ZM110 242V243H108V246L106 247V245L105 244H102L103 246H102V251H101V253L100 254H105L104 252H103V250H106V248H108V249H110V247H111V249H113V253H117L116 255H117V257H116V259H115V257H114V254L112 255L113 257H114V260H116L117 261V263H116V261H114V260H112V261H114V262H112L113 264L115 263V264H130L131 262H130V258L128 259V258H126L127 256H128V254L125 252V251H127V250H123L124 252H122V250L121 249H119V247H120V245H124L123 247H125V246H127V247H130L129 249H131V247H133V248H135L136 246H135V243H137V242H135V241H133L132 239H130V243H127L128 241H129V239H128V241H125V240H121V242H119L120 241V239L119 238H117V240L115 241V242ZM141 241H144V237H143V239L142 240H140V242ZM142 242V243H144V244H147V242ZM186 241V240H185ZM220 241V242H221ZM245 241H247V240H245ZM260 241V240H259ZM1 242V241H0ZM10 242V241H9ZM9 242H8V244H9ZM12 242H14V240L12 241ZM18 242V241H17ZM17 242H15V243H17ZM102 242V243H103ZM108 242V241H107ZM106 241L104 242V243H107ZM135 242V243H134ZM151 242H152V240H151ZM187 242V241H186ZM219 242V243H220ZM221 242V243H222ZM256 242H258V241H256ZM21 243V242H20ZM84 243V242H83ZM82 243V244H83ZM87 243H88V241H87ZM87 243H86V245H87ZM141 243V244H142ZM184 243V242H183ZM200 243V242H199ZM198 243V244H199ZM214 243V242H213ZM221 243H220V245H221ZM250 242H248V244H249ZM252 243H253V240H252ZM251 243V244H252ZM2 244V243H1ZM10 244H11V246L13 245V243H11L10 242ZM85 244V243H84ZM89 244V243H88ZM89 244V246H92L93 244H95V243H93L92 245H90ZM110 244V245H109ZM139 244V243H138ZM137 244V245H138ZM141 244L140 245H138V246H140V247H143V246H141ZM197 244V245H198ZM201 244V243H200ZM224 244H222V246L224 245ZM243 244V243H242ZM256 244V243H255ZM258 244H259V242H258ZM79 245H80V243H79ZM85 245V246H86ZM143 245V244H142ZM190 245H192V243H190ZM196 245V246H197ZM226 245H224L223 247H225ZM233 245V244H232ZM245 245V244H244ZM252 245H254V244H252ZM7 246V245H6ZM5 246V247H6ZM19 246V245H18ZM20 246H21V244H20ZM81 246H83V245H81ZM88 246V245H87ZM85 247L84 249H86V248H88V247ZM98 246L96 245V248H98ZM149 246V247H150ZM199 246V245H198ZM201 246V245H200ZM229 246H230V243L228 244V246H226V248H229ZM237 246V245H236ZM243 246V245H242ZM5 247H3V245L2 246H0V248L2 249V248H5ZM15 247V246H14ZM17 247V246H16ZM80 247V246H79ZM92 247H94L95 248V245H93ZM92 247H90V248H92ZM146 247H147V245H146ZM183 247L184 248H189V249H192V250H189L188 249V252H192L193 251V253H190V255H188L187 254V249H183ZM231 247V246H230ZM8 248V247H7ZM6 248V249H7ZM10 248H13V246L12 247H10ZM18 248V247H17ZM89 248V249H90ZM95 248V249H96ZM101 248V247H100ZM197 248V247H196ZM199 248V247H198ZM202 248V249H203ZM237 248H239V246L237 247ZM80 249V248H79ZM108 249H107V253H108ZM123 249V248H122ZM125 249V248H124ZM126 249H128V248H126ZM201 248L199 249V250H202ZM232 249V248H231ZM236 249V248H235ZM242 249V248H241ZM240 249V250H241ZM78 250V249H77ZM76 250V251H77ZM81 250H83L82 248H81ZM134 250V249H133ZM150 250L152 251L153 250V248H150ZM184 250V251H183ZM79 251V250H78ZM77 251V252H78ZM83 251H85V250H83ZM98 251H99V249H98ZM130 251V250H129ZM132 251V250H131ZM130 251V252H131ZM150 251V252H151ZM154 251V250H153ZM203 251V252H204ZM232 251H234V249H232ZM237 251H238V249H237ZM237 251H234V253L235 252H237ZM243 251V250H242ZM2 252V251H1ZM80 252V251H79ZM82 252V251H81ZM80 252V253H81ZM103 252V253H102ZM106 252V251H105ZM109 252H110V255L108 256V257H111V252H112V250H109ZM129 252V253H130ZM135 252V251H134ZM194 252H196V253H194ZM199 252V251H198ZM202 252V251H201ZM239 252V251H238ZM238 252L237 253H233L234 255H236V257H234L236 260H238V258H240V257H243V256H239L238 255V257H237V254H238ZM241 252V251H240ZM239 252V253H240ZM76 253V252H75ZM83 253V252H82ZM81 253V254H82ZM106 253V255H108ZM121 253H122V255H124V254H126L125 255V257L124 256H122L121 255ZM156 253V250H155V252L153 253V254H155ZM264 253V252H263ZM6 254V253H5ZM10 254V253H9ZM66 254V253H65ZM80 254V255H81ZM159 254V253H158ZM157 253H156V255H158ZM230 254H231V252H230ZM1 255V254H0ZM3 255V254H2ZM7 255H8V253H7ZM11 255V254H10ZM20 255V254H19ZM77 254H75V256H76ZM129 255V256H130ZM199 255H201V254H199ZM199 255H197L196 254V256H199ZM205 255L203 256V257H205ZM264 255V254H263ZM9 256V255H8ZM7 256V257H8ZM70 256V255H69ZM74 255L72 254V257H73ZM79 256V255H78ZM100 256V255H99ZM102 256V255H101ZM105 256V255H104ZM103 256V257H104ZM128 256V257H129ZM139 256V255H138ZM150 256H152V255H150ZM6 257V256H5ZM6 257V258H7ZM81 257H82V259H84L85 258V260H84V263H85V261H86V257L84 256V258H83V256L81 255ZM90 257V256H89ZM113 257L111 258V259H113ZM23 258H26V257H23ZM105 259L107 258L106 256L104 257ZM140 258V257H139ZM191 258L189 259V261H191ZM202 258V257H201ZM200 258V259H201ZM232 258H233V256H232ZM264 258V257H263ZM2 259V258H1ZM16 259V258H15ZM14 259V260H15ZM28 259V258H27ZM30 259V258H29ZM89 259V258H88ZM92 259L93 258H91L90 259V262L92 261ZM105 259H103L102 258V260H105ZM134 259V260H133ZM199 259V258H198ZM241 259V258H240ZM252 259V258H251ZM33 260L34 259H32V263H33ZM101 260V259H100ZM101 260V262H103ZM202 261H203V259H201ZM201 260H199V261H201ZM234 260V259H233ZM236 260H234L233 262H235L236 264H241L242 262V259L239 261H237L236 262ZM249 260V259H248ZM254 260H255V258H254ZM254 260H252V262L254 261ZM260 260V259H259ZM264 259H261V261H262V263H261V261H260V263L258 262V260H257V262L255 263V262H253V263H255V264H263L264 263V261H263ZM7 261V260H6ZM76 261H78V260H76ZM93 261H95V260H93ZM96 261H99V259L98 260H96ZM105 261H108V263L110 264L111 262H109V260H105ZM104 261V262H105ZM129 261V262H128ZM134 261V262H135ZM199 261H198V263H199ZM250 261V260H249ZM4 262V261H3ZM11 262V261H10ZM36 262H37V260H36ZM38 262H40V261H38ZM37 262V263H38ZM89 262V263H90ZM100 262V261H99ZM99 262H97V263H99ZM134 262H132L131 264H134ZM135 262V263H136ZM204 262H205V260H204ZM214 262V264H216ZM239 262H241V263H239ZM247 262V261H246ZM13 263V262H12ZM30 263H31V261H30ZM63 263V262H62ZM87 263H88V261H87ZM92 264H93V262H91ZM96 262H94V264H95ZM96 263V264H97ZM107 262H105V264H106ZM111 263V264H112ZM204 264L203 262H200V264ZM207 263H208V261H207ZM5 264V263H4ZM39 264H42V263H39ZM65 264V263H64ZM68 264V263H67ZM102 264V263H101ZM137 264V263H136Z\"/></svg>",
    "mask_w": 264,
    "mask_h": 264
},
{
    "label": "clouds",
    "instance_id": "3",
    "mask_svg": "<svg viewBox=\"0 0 264 264\" xmlns=\"http://www.w3.org/2000/svg\"><path fill=\"white\" fill-rule=\"evenodd\" d=\"M101 26V21L96 17L86 20L80 27V32L84 35L95 34L96 30ZM124 56L127 61V72L133 77H140L151 70L150 66L157 65L159 60L156 56L146 53L139 47L128 45H119L108 47L104 44L102 50V59L106 63L116 57ZM88 75L87 69L81 67L76 72L68 75L64 80L67 85L79 84L81 80L86 79ZM51 87H60V82L56 77L50 79Z\"/></svg>",
    "mask_w": 264,
    "mask_h": 264
}]
</instances>
